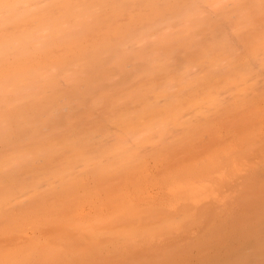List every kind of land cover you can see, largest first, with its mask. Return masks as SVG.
<instances>
[{"label":"bare ground","instance_id":"6f19581e","mask_svg":"<svg viewBox=\"0 0 264 264\" xmlns=\"http://www.w3.org/2000/svg\"><path fill=\"white\" fill-rule=\"evenodd\" d=\"M7 1L9 2L10 0H7ZM186 1L189 2L190 4L187 5V6H185V7H183L182 9H180L178 13L175 12L177 9H174L173 10L175 14L177 13V15H175L174 13H172L173 12L172 11L171 12L172 14L170 13L168 15H165L164 17L163 16H160L162 18H160L158 21H155V22H153V20H154L153 19L152 22H150V23L147 22L149 24L145 23L146 24L145 26L142 25L141 28L135 29L136 31L133 29L135 27L131 28V29H133V31H135L134 32L135 35H131L133 37L132 38V41L129 39V42H127L128 40H126L125 41V42H127L126 45L124 44V46H122V48L120 50H118L119 47H121L120 45H119V47L117 49L118 51H117L115 49L116 48L115 45H114V47L111 48V46H112L111 43H110L111 46L109 48H111L112 50L108 48L109 49V51H108V49L105 48V49H107L105 51L111 52V53H108L110 55V57L113 54L112 52L113 51L115 52V50H116L117 53L115 52V54H113V55H117L118 58H120V59H122L124 61V63H122V65L121 64L119 65L118 61H116L115 59H113V58H116V57L115 56L114 57L112 56L113 57L112 59L114 60L113 63H112V65H115V64L116 65L113 66L114 69H112V70L109 69V73L112 72V75L115 78L114 79L113 76L112 77H109V84L110 85L108 84L107 80H104L102 82L103 78L105 79V77L102 78V76H103L102 74L104 73L105 76H106V73H105L106 72V69H104V66H102V65H105V62H106V61H104L105 59L102 60L103 59L102 58L101 59L102 61L101 60L99 61L100 67L101 68L103 67L102 68V70H103L102 72L103 73L101 72L102 74H100L101 75V82L100 81L99 82L98 81H95V77H94L92 79V80H94L93 82H95L94 84H93L92 80L88 79V76L91 75V74H88V73L93 72L95 70V67L94 68H91V70H90V66L89 65H86L85 66V64H84L85 67H87V66L89 67L88 70L90 72L89 71L86 72L85 69H83L82 71H80V73L77 72L79 75L76 74V76H75L76 78H74V80H73L74 86L72 87V89H74L76 91L75 88L78 85L79 86V87H77L78 90H81L82 88L85 90V88H86L87 91L85 92L82 89L85 92L84 93V92L80 91V92H82V94L79 91H76V93L78 92V94H76L78 97L76 95H74V96H76L77 99H75V97H73V94H75V93L74 92L72 93V91L71 92H68V93H72V94L67 95L68 93H66V97H64V94H62L63 95L62 96V95H60L58 93V94H56L58 96L57 97H54V98H58V100L53 99L55 102L54 101L52 102L49 99L51 101V103H49L47 105L48 102H46V104H45L42 101V103H40V104L39 103H36V106L35 107L36 108L39 107L38 110L37 109L32 110L33 108H31V106H30V109H29V107H27L29 109L28 111L21 112V110L24 109V107H23L24 104H23V106L21 105L22 102H24V100H25V102H26L27 105L30 104V101H32L34 98L38 102H40L41 100L45 99L44 96H46V94H49L50 92H52V90H48L47 91V89L46 90H43L44 89L43 87L40 88V87H32L31 86V80L28 79L27 76L30 73H33L34 72V70H35V67H34L35 64H32V66L34 68L33 69L30 68V70H32L31 72H30V70L28 72H26L25 71V69H26L25 66L19 68L20 70L22 68H24V71H25V73L27 75L25 78H23V80L21 78L22 75L21 76H18L20 73L21 74L23 73L22 72L23 69L21 71L19 69H17L16 72L18 73V75H17V73L14 70H12V71H14L13 73H15L17 75L16 76L14 74L16 77L9 71L10 69H13V68H10L9 70H7V72H9V74L11 73L14 76V78H13V76L11 78L10 77L11 74L9 75L7 73H6V77H5L6 80H4L3 79L4 77L2 78V76L0 77L1 78L0 80L3 79L2 81H0V99H2V97L4 96L6 99L8 98L9 100H10V98L11 99H14L15 98L17 100H15L16 102L14 100H10L11 102H8L9 101L8 100L6 102L5 101L6 99L3 97L4 101H3V104H2V102L0 100V102H1L0 107L3 108V105L6 106L7 103H8V107L6 106V108H7V112H9L8 113L9 116H10V113H12V115H13L14 112L16 113L15 115L19 116L18 114H20L19 113V111H20L22 113L21 114L22 117L26 118V120H28V121L27 122H24V121H26L24 118L15 116V119L18 118L17 121H15V122H17L15 124L14 123V120L15 119L13 118L14 115L11 116V118H10L6 113L3 112L2 108H1L0 110H1L2 113H0L1 114L0 115V120L2 119L1 121L5 122V123L3 125V129H1L2 127H0V142H1V138L2 139L6 138V139H4V141L2 140L3 141V143L1 142L2 145L5 146L4 143H6V147H5L6 149L8 147L9 148L10 147H13V149H14V147L16 148L17 146L20 147V146H23V145L27 144L28 146H31L33 149H35L36 152H38L40 150V148H41L40 146L42 145V143L40 144V142L42 141V139H48L46 137H50V136L54 135L55 133L64 131L67 128L66 121L69 122L71 120V118H79L80 119V118H82L84 116V114L86 112L89 113L90 111H94V112H90V113H95L93 116H96V113H97V115L98 114H101V115L105 116L106 115V112L105 113L103 112L104 111V110H102L103 107H104L103 109H106V110L111 109L112 110L114 108V104H116V103L118 104L117 101L119 99L120 100L123 99V97L119 98L120 97L118 95L119 92L116 93L117 96H119V97L116 96L115 92L112 95V92L109 93V91L108 92L105 91L107 94L109 93V95L106 94L108 97L105 94L103 95V93L100 92L101 90H103L102 88H105L106 89L107 87H109L107 89H109L110 91H112V90L115 91L116 88L117 89L119 88L118 91L120 90V92H121V89H123V87L130 86L133 83L139 81L138 80V77L141 76V75H143L145 72H147L149 74H153V73H158L159 71H162V72L165 73L164 74V76H165L164 78L168 79L167 75L168 76H173L174 75L173 73H176L177 69H179L182 66V64L185 62L184 60L185 59L187 60V58L189 56H192L194 54H197L199 50H200V52L203 51L204 54H202V55H205V53H206V55L208 57H209V54H211L210 57L213 56L212 54H214L215 52H217L215 54H218L219 55L221 53L222 54L223 53L225 54V52H228L229 51V53L231 54V52H232L231 50H236L237 48H239V45H243V43L238 44V42H237L238 45L235 46L236 45L235 41H238L237 38L240 35H241V37H243V34H244V36L247 35V34L243 33V31H244L243 29L248 28V31L249 32L251 30L249 27H245L244 20L247 19V20H245V22L246 21L248 22L252 18L251 16L248 17V15H250L251 13L253 15V12L254 13H258V12L260 13V11H261V10L258 11V12L255 11V10H259L260 8L258 9V7L257 8L255 7L256 8L255 9L254 6H253V8L251 6H250V8H247V7H249V5L251 3H254V2L257 3V1L261 2L260 0H257V1L251 0V1H254V2H251L248 5H247V2H248L247 0H233V3L229 0L225 5H224V2H225L224 0H222L221 2H220V0H217L221 4L223 3L222 5L219 2L217 3V4H220V5H218L219 7H217L218 10L217 9L214 10V9L210 8L211 5H209L210 7H202V6H200V2H201L200 0H186ZM19 2L18 3L20 5H18L16 8H14L15 6L12 7V4H14L13 2L11 3V5H9V6L6 5L4 8L3 7H0V39H9V38L10 39H12V38L14 39V37L17 36V35L18 36L15 39H56V40L58 39V42H60V41L65 42L66 39H70V38L71 39H75V37H77V39L78 38L83 39L82 37H78V35L79 36L82 35L83 37L84 36H87L84 31H86L87 28H92V29L95 28V24L98 25L97 24V23H99L98 20H100V18L98 16V18H99L97 20L98 22L96 21V19H97V15L96 14H91L90 15L91 17L93 15H95L94 18L95 17L96 18L94 20L90 16L88 18V15H87L85 17L83 16L82 17V20H81V18L78 19L79 21L76 19L78 23H76V22L74 23L73 22L72 23L73 25L70 24L71 21H68V20H70V18L67 19L68 16L71 17L70 14L67 15V16L66 15H63V16L60 15L63 18H61V17H58L57 18V17H55V16H53L51 14L53 17L56 18V20H58L57 22L52 17H50L51 19L48 18L47 16L49 14H47V16L46 15L45 16L43 15L45 18L47 17L46 19H43V18H39V19L34 18L35 19L34 20L32 18H29V16L32 17V15H24V16H21L20 15L21 16V18H20L19 15H16V14H19L17 12V10L19 11V9L21 8V6L24 3H26V0L25 1L22 0V1H19ZM48 2H49V0H28L27 1V5L30 8L34 7V9H31L32 12H33V10L34 11L36 10V12H37L40 8H44L45 6L49 5ZM152 2L153 1H151L150 3L152 4ZM249 2H250V0H249ZM231 3H232V5H230ZM17 4H14V5H17ZM104 4H105V2H104ZM151 4H149L150 5L149 7H151ZM153 4H155V2ZM221 6L223 8L229 6L230 9H228L229 7L226 8L228 10L222 9ZM65 7H66V5H65ZM153 7H154V10L155 9H158V7L155 8V5ZM67 9H68V7H67ZM220 9H221V11H220ZM246 9H247V11H246ZM150 10H152V9H150ZM248 10H250L251 12L249 13ZM15 11L17 13L14 14ZM246 12H248V13H246ZM152 13H154V12H152ZM13 14H14V16H13ZM155 14L157 15V13H155ZM158 14L159 15H162V12H158ZM246 14H248L246 16L247 18H245V15ZM156 15L154 16L155 19H157L156 18ZM13 17H16V20H19L18 23H20V19L23 20L24 17L26 19H29V20L26 21V22H24V23L21 22L20 24H18L17 22H15L16 20H14V21L12 20ZM7 18H9V19L11 18L12 21L9 20V19H7ZM47 19H50V20H47ZM92 20L93 21H96V23L94 24L92 22ZM73 21H75V19H73ZM250 21L253 22L254 20L252 21V19H251ZM126 23L127 22L124 23L125 26L126 25L129 26V23L128 24H126ZM90 24H94V26L93 25H90ZM254 24H256V23L254 22ZM28 26H29V28H28ZM130 26H131V24H130ZM16 27L18 28V30H17L18 32H16V29H17ZM25 27H27V28L26 29H23V31H22V29H20V28H25ZM109 28H110V26L108 27V29ZM111 28H113V27H111ZM117 28H119V26ZM126 28H128V27H126ZM92 29L91 30L90 29H87V33H88L89 30H90L89 32H92ZM131 29H130V31H131ZM100 30H102V29H100ZM106 30H107V28H106ZM121 30H119V31H121ZM123 30H124V28H123ZM241 30H242V32L240 33ZM255 30H257V29H255ZM133 31L128 32V33L134 34ZM248 31L246 33H249ZM261 31H263V29ZM261 31H257L259 33L253 32V35L255 34L257 36V34H258V36H259V37H257L258 39H264V38L260 37V35H259L261 33ZM82 32H84V33H82ZM104 32L106 33V31H104ZM94 33L96 34V33H98V31H95V29H94ZM123 33L126 34V32H124V31H123ZM92 34L93 33H91V34L89 33V38H90V35H92ZM125 34H122V35H125ZM262 34H263L262 36H264V32H262ZM10 35H12L14 37H12ZM118 35H120V34H118ZM126 35H125V37L127 38ZM103 37H104V35H103ZM120 37H122V36H120ZM247 37L248 36H245L243 39H245ZM250 38L254 39L253 36L252 37L250 36ZM257 38L255 37V39H257ZM121 39L123 40V37ZM133 39H136L137 41H133ZM139 39H143V40L144 39H147V40L146 41L145 40L144 41L141 40V42H140ZM148 39H150L151 42H150V40L148 41ZM153 39H158V41L155 40V42H152ZM161 39H169L170 41L163 42V41H160ZM188 39H190V40H188ZM206 39H207V43H205L206 42L205 41ZM217 39H219V40L220 39H224V40H223V42L220 40L221 41L220 42ZM226 39H228V40L229 39L230 40L232 39L233 41L235 39H237V40H235L234 42H231L232 40L231 41L230 40L227 41ZM239 39H241V38L239 37ZM122 40H120V41H122ZM108 41H110V40H108ZM120 41L117 44H120L121 43ZM12 42L13 41H11V42L8 43V41H7L5 43V44L8 43L10 46L8 44H7L8 46L5 45V44L3 45V43L0 44V60H4L5 64L6 63H9L8 60L11 57H12L11 59L14 58V60H15L14 62L16 64H17L16 58H17V61H18V60H22V58L24 57L25 59L24 58L23 59L25 61L28 58H30V57L27 58L26 53L29 54L30 51L31 52H34V51H37V50H42L41 49L42 48L41 46H45V47L47 46V42L41 43L40 44V47L39 48H36L37 50H34L33 49L34 50L33 51L32 50L33 47H32V44L31 43H27L25 45L26 47L24 46L25 48L19 49V48H21V45L22 44L20 45V44H17L16 43L17 45L16 46L14 45V47H13V44H15V41L13 43ZM54 42H56V41L54 40ZM123 42H124V40H123ZM73 43H76V41L73 42ZM91 43H93V42H91ZM244 43H245V41H244ZM246 43L249 45L248 42H246ZM246 43L244 44V46L245 45L247 46ZM260 43H258V44H260ZM98 44H100V43H98ZM98 44H95L92 47H94V46L96 47V45H98ZM113 44H115V42ZM261 44H262V47H263L264 43H261ZM64 45H65V43H64ZM69 45L70 44H68L67 47H65L64 49H66V48H68V47L71 46V45L70 46ZM73 45H75V44H73ZM206 45H207V47L205 48ZM58 46H61V45H58ZM254 46H253L252 50L254 49V51H255V49H257L259 47V45H256L255 44ZM7 47H8V49H5ZM88 47H86V48L88 49ZM90 47H91V44H90ZM95 47H94V50H95ZM72 48H74V47H72ZM113 48L115 50H113ZM200 48L203 49V50H201ZM97 49H103V48H100V47L97 46ZM97 49H96V51H97ZM19 50H21V53H18L17 54L16 52L19 51ZM75 50L76 49H74V51ZM94 50H93V52H95ZM249 50H250V46H249ZM105 51H103V52H105ZM257 51H258V49H257ZM84 52H87L88 53L89 50L88 51H84ZM93 52H91V49H90V53H93ZM98 52L102 54V51L99 50ZM98 52H95V53H98ZM81 53H82V51H81ZM19 54H21V56H23L25 54L26 56L20 57V56H18ZM103 54H106V52L103 53ZM226 54L228 55V53H226ZM16 55H17V57H14ZM109 55L106 54V56H109ZM104 56L105 55H102L101 57H104ZM106 56H105V58H106ZM207 56H202V57H207ZM86 57H87V55H86ZM217 61H213V64H214V62H217ZM18 62H20V61H18ZM102 62H104V63H102ZM30 63H35V62L34 61L33 62L31 61ZM21 64L19 63L18 65L21 66ZM106 64L107 65H105V67L108 69V63H106ZM205 64H207V63H205ZM191 65H192V62H191ZM191 65L189 64L190 67L187 65L188 67H186V68L188 69V68L196 67V64H193L192 67H191ZM110 66H111V64H110ZM11 67H14V66H11ZM97 67H99V65ZM100 67H99V69L97 68L98 69V74H99V72L101 70ZM18 70L20 71V73L18 72ZM83 72H85L88 76L85 73L83 74ZM94 72H96V70ZM186 72H187V75L186 76H187V78H189L188 76L190 75V72L189 71H186ZM194 72H196V71H194ZM109 73H107V75ZM177 73H179V71ZM1 75H5V73L4 74H1ZM7 75H9L8 77H10L11 80L8 79ZM80 75H81V80H82V83L83 84H85L86 81H87L88 84L90 83V81L92 82V83H90V85L93 87V89L87 83H86V85H83L81 83L80 78H79V81H78L77 77L80 76ZM83 76L85 77L84 79H86V80H83L82 79ZM109 76H110V74H109ZM196 76L198 77V73L196 74ZM18 77L21 78V79H19V81H17V80L15 82L12 81L14 79H17ZM42 77L43 76H36L35 77V82H37V83L43 82L45 88H52V87H54L56 85V83L54 82V80H52L53 77H54V75H50V76L45 77V78L44 77L42 78ZM90 78H92V77H90ZM172 78H173V80L170 79V80H172L171 82H169L170 81L169 79H168L169 81L165 79L167 81L166 86H165V87H167L166 88L167 89V92H166V89H165L164 90V93H166V95H168V97H166V96L164 98L162 97V99H164L163 101H165V102L167 101L166 103L164 102V104H163L164 108L165 107L166 108L168 107V108H171L172 110L174 109L173 112L177 108L178 111H179L180 109L178 108L179 106H177V102L178 103L181 102L184 98L187 99V100L184 99L187 102L188 99H189V96H187L189 92H190V94H189L190 96L193 95V97H192L193 99H191V100L189 99L190 101H193L194 100V97H197V98H195L194 101H198L199 100L198 103H197V106H196V104H195L196 102H195V103H193V107H192V104H191V106H190V107H192L191 109L188 106V107H186L187 110H185L186 108L184 106L185 105H189V102L186 103L183 100V102L181 104H179L180 107H181L182 104L184 103L183 104L184 106L182 107V111L180 110L179 113H178L179 116H180V119H179V116L177 117V115H176L177 114V110L175 111L176 114L174 112V114H175L174 115V114H172L173 113L172 110L169 109V110H171L172 113L169 111V115H165V116L171 118L172 120L174 119L173 117L175 116L176 117L175 120H174V125L175 126L173 125V121L172 120L170 121L169 118H168V122H167L166 120H163V117L160 116L161 120H163L162 121V126L166 125L165 123H167L169 125V129H168L169 131H167V133L164 131L166 133L165 134V139L164 140L163 139H159V137L161 138V136H163V130L162 129H161L162 132L160 131L161 136L159 134V137H158L159 140L157 138H154V137H152L150 139V137L152 135L148 136L146 134L147 135L146 136L145 133L143 132V129H141L142 132H143V134L145 135V136L142 135L143 140H144L143 142L147 141L145 139V137L146 138L148 137L147 138L148 139V143L147 144H149V146L147 144H145V146L151 147V146L154 145L155 142H159L162 146H165L164 143H165V140H166V142H168L167 144H169V146L166 145L167 147H169L168 149L169 150H172V149L174 150V148H170V146L175 147V145L177 143L174 144V142L178 141V144L180 145V147L177 144L176 146H178L179 148L178 147H176V148L179 149L181 152H182V150H183V152H185V150H186L185 153H187V149L189 148V151L190 152L188 151L187 154L191 153L193 150L194 151L192 153L197 154V153H199V151H200V153H202L201 152V148H198L199 150H197V147H202L203 144H202V146H200L198 144L199 146L197 145V147L195 149H193L196 145H194L191 142L192 141L191 140L190 142L193 144L194 147H192V148L190 147L192 144L189 145V147H188V145H186V146L184 145V147H188V148L187 149L183 148L182 150H181V145L182 144H185V143L186 144L189 143V140L192 139L193 136L195 137V133H197L196 135L198 136L199 130L195 129L197 127H198V129H200V131H203V133H204V129H206L205 132L208 135V132L209 131L207 132V128L208 127L210 128V126H206L202 121L204 120V122H205V119L206 118L208 120H211L212 118L209 119V117H214V116H216L215 118L217 120H221V121L222 120H225V117L222 116L225 113L223 110L226 109V112H227V110H229L228 108H231L234 105L233 104H231L232 106L231 105L230 106L227 105V108H226V106H223V105H221V107H220V103H217L215 101H212V103H214V104H212V107H215V108L212 109L210 107L211 108L210 110L214 114H211L210 115L209 113H207L208 116H206V118L205 117H202L201 118L202 113L199 110V108L201 107V105L202 106H205L208 103V102L207 103H205V102L206 101H209L208 99H210V94L208 92H205V91L201 90V91H203V93H201L202 96L199 94L201 91H198V94L199 95L196 94V96H195V93H194L195 90H193V89H196V87H197L196 84H193V85L196 86V87L195 86L193 87L191 85L192 84L191 81L188 79V80H186V85H187L186 86L185 84L181 83V81H179L180 80L179 77H177L176 79H174V77H172ZM98 79L100 80V78H98ZM175 80H177L178 81L177 83L181 86V87H178L177 86V90H178V88L181 89L183 85L185 87H187V90L189 89V91H187L185 89V87L183 86V88H184V91L183 92L186 91L185 94L184 93H181L180 94V95L183 94L182 95L183 97H181L180 95L177 94L178 93L177 90L175 92H172V94H174V93L176 94L174 97L179 98L178 100H176V98H174L170 94L171 93L170 88L173 87V86H175L177 84V83H175L176 82ZM97 82H98L99 85L98 84L96 85ZM10 83H12V84H10ZM79 83H81V84H79ZM173 83H175V84H173ZM107 84L109 86H107ZM181 84H183V85H181ZM93 85H95V87ZM6 86H8V88H11L12 87L11 90H8V89L6 90L5 89ZM81 86H82V88H81ZM110 86H111V89L112 90L110 89ZM188 86H191V89ZM79 88H81V89H79ZM98 89H99V91H98ZM42 90L43 91H47L49 93L44 92L45 94H43V95L41 94L42 97H41V95H40V97H38L37 95L39 93H41L40 91H42ZM95 90L98 92V94L101 95L99 98H101V97L104 98L106 96L104 99H102L103 101L102 100L100 101L98 99L100 102H103V103H100V102H98L96 100L97 102L94 103V104H92L93 101L91 103L90 102L91 100H89V99H88L89 101L87 100L88 97L93 99V96H96V97H94L95 99L98 98L97 92H94ZM190 90H192L194 92H192ZM126 91H127V87H126L125 92ZM128 91H129V89H128ZM132 91H134V90H132ZM152 91H155V90L153 89ZM33 92H35V94ZM191 92L193 94H191ZM94 93H96V94H94ZM128 93H126V95ZM206 93H208L209 96L206 95L207 98L202 99V97H204L203 95H205ZM31 95H32V97H31ZM126 95L124 96V98L126 97ZM51 96H50V98H51ZM83 96L85 98H83ZM109 96H111L112 98L109 97ZM198 96L199 97L201 96L200 97L201 100L198 99L199 98ZM127 97H129L130 100L132 99V102H133V100L135 102H137V103L140 102L141 104L140 103H138V104L136 103V104H137V106L138 105H142V107L144 105L143 103H145V100L144 99L146 98L144 96L143 97H140V96H136V95H132V94H131V96H127ZM20 98H24V99H21L22 102H21ZM113 98H116L117 100L116 99H113ZM105 99H107V100H105ZM110 99H111V101L114 100L113 101L114 104L112 103L113 105L108 103V100L110 102ZM49 100H47V101H49ZM120 100H119V103L122 105V102L124 103L125 99H124V101L122 100L121 102H120ZM175 100H176V102H175ZM148 101H147V98H146V103ZM150 101L153 102L152 100H150ZM150 101H149V103H150ZM17 102H19V103H17ZM87 102L89 104H87ZM104 102H106L107 108H106V106H104L105 105ZM155 102L156 101H154V103ZM233 102H234V100L232 101V103ZM5 103H6V105H5ZM16 103H17V105H16ZM43 103H44V105H42ZM97 103L98 104H103V106L100 105V107H99L100 109H98V107L95 105ZM154 103L151 104L152 107H148V108L145 105L146 108H144V110H143V108H141V106L140 107L138 106L141 109V111H144V112H142V115L141 116H144V113L148 114L149 113L148 111L156 110L157 108H158L157 109V112L160 115L162 114L164 116V113L168 114L167 112H165L166 110H168V108L167 109H164V111H163V108H161L162 110L160 109V107H162V106H160V104L158 106V103L157 102L155 103V105H154ZM190 103H192V102H190ZM18 104H20L19 106H22L23 109L18 110V111H14L16 109H13L12 108V112L9 111V109H11V105H12V107H15V106L19 107ZM117 104H116V106H115V108L113 110H116V107H120ZM132 104H134V103H132ZM132 104H130V105H132ZM234 104H235V102H234ZM34 105L35 104H33V106ZM37 105H39V106L37 107ZM108 105H110V106L112 105L113 108H112V106L111 107H108ZM148 105H150V104H148ZM173 105H175L174 106L175 108L172 107ZM218 105H219L220 109H216V107L218 108ZM129 106L124 105V107H125V108L123 107L124 110H126ZM133 106H132V108H133ZM154 106H155V108L156 107L157 108L154 109L153 108ZM234 107H236V106H234ZM27 108L25 107L26 110H27ZM129 108H131V107H129ZM134 108H136V106H134ZM25 109L23 111H25ZM188 109L190 110V112H192L194 119L193 118H187V119H185V116L184 115L187 112H189ZM221 109H223V110H222V113H220L221 115L219 116L218 115L219 112H220L219 110H221ZM124 110H121V111L124 112ZM160 110L163 113H161ZM194 110H195V113H194ZM215 110H216V113H218V114L215 113ZM184 111H186V112H184ZM196 111L199 112V113H196ZM116 112H115V114L118 115V111H116ZM139 112H140V110L138 111V113ZM154 112L155 111H152L150 113L151 116H154V115H152ZM157 112H155L156 116H157ZM136 113H137V111H136ZM182 113H184V114H182ZM4 114H6L8 118H10V119L13 118L14 120L13 119L10 120L8 118L5 119L6 115L5 116H2ZM129 114H131V113H129ZM146 114H145V116L147 118V115ZM197 114H199V115H197ZM228 114L226 115L227 117H229ZM23 115H25L26 117L23 116ZM187 115H188V113H187ZM126 116L127 115H123L122 117H119L120 119L117 122L119 123V122L123 121L124 118H126ZM131 116H132V114H131ZM148 116H149V114H148ZM197 116H198V118H196ZM181 117L185 121V123L183 125L182 124H179L181 126L178 125L179 126L178 127V126H176V122H179L181 120ZM28 118L31 119V120H29ZM134 118L135 117L133 116V119ZM153 118L155 119L156 117L155 116L152 117V118L151 117L150 118L148 117V119H153ZM160 118H157V119H160ZM130 119H131V117H130ZM154 119L152 121L149 120L151 123L149 122L147 124V125H151V124L153 125L152 126L153 129L150 126H148V128L150 130H153V131L156 130V129H158V128H156L157 126L158 127H162L160 123H159V125H160L159 126L158 123L156 122L157 119H155L156 121ZM177 119H178V121H177ZM198 119L202 123H200L198 121ZM22 120H23V122H22ZM115 120H117V119H115ZM115 120L112 121V122L115 123V124H117V122ZM12 121H13L14 124L13 123L11 124ZM8 122L10 123L11 126L12 125L17 126V124L18 125H21L22 124L21 126L23 128L19 126V127H14V129L15 128L16 129L15 130H12L11 128H13V127L8 126L7 125ZM129 122L132 123L131 121H129ZM134 122H136L135 119H134ZM139 122L140 123L137 122L138 125H139V128H142L141 121L139 120ZM169 122H171V125L169 124ZM19 123H21V124H19ZM122 123L123 122L120 123L121 125L119 124L120 127H121V129L119 130V131H121V135H123L122 132H124V129L122 128V125H123ZM137 123H136V125H137ZM156 123H157V125L155 126ZM210 123H213V121L210 122ZM186 124H188V125L186 126ZM191 124H193L192 126H194V129L191 126ZM199 124H201V126ZM202 124H203L204 129L202 128ZM184 125H185V128H186V132L185 133H189L191 136H189L188 134L183 135L184 134L183 132L185 130L182 129V128H183ZM197 125H199V126H197ZM0 126H2V124ZM6 126L8 128H4ZM195 126H197V127H195ZM217 126H218V124H217ZM9 127H10V130H12V133H13V131H14V133L17 132L16 134L17 135L19 134V136L17 138H15L14 141L13 140L11 141L12 138H10L8 140L9 142H7L6 141L7 140V137H8L7 135H9V134H7V132L9 130ZM123 127H129V125L126 124ZM171 127L172 128H175V129H172V133L170 132V128ZM180 127H181V129H179ZM187 127H192V129H193L192 132L194 133V135L191 134L192 132H187V131H189ZM17 128L18 129L21 128V132H20V130H18L20 133L17 131ZM154 128H156V129H154ZM218 128H216V129H218ZM100 129L103 130V127L100 128ZM116 129H117V127H116ZM178 129L180 131H178ZM125 130L126 131L127 130L129 131V129H127V128H125ZM219 130H221V129H218V131ZM105 131H106V127H105V130H104V133H105ZM126 131H125V135L124 136H120L119 135L120 137L123 138V139H120V137H119V140H120L119 142L120 143L118 142V140L117 141L115 140V142L117 143V145L119 144L118 146L115 144V146L119 147L117 149V151L119 152V156L121 158L124 157L122 162H120V163L118 161H116V162H118L120 165H122V167H119V169L121 168L123 170H126L127 168H129V166H131V164L133 165L134 163H136V165H139L138 164L139 162L140 163H142V162L144 163V161H142V162L140 161L141 160L140 158H138L139 160L136 161V159L134 160V158L130 154H128L129 155V159H130V157H132L131 160L133 162L129 160V162L127 164L126 161H127L128 157H127V153L125 154V152L126 151L129 152V150L128 149H124V145L126 143L124 141L125 140L127 141V138H129L128 137L129 136V133L130 134H132V133H131V131H129L128 134H127ZM175 131L178 132V134L177 133L175 134ZM142 132H140V131H139V133L136 132V134H138L137 137H139V134H141ZM180 132H182L181 134L183 136H185V139H187V140H184L183 139L179 143V141L181 139L178 140L177 139L178 138L177 136H180ZM210 132H209V135H211V134L213 135L214 134V131L211 132V133ZM12 133L10 132V136L9 137H12L11 136ZM99 133H100V134H98L99 144H103L104 143L103 140H106L105 139L106 137H107V139H111L112 138V136H110V133L108 134V131H107L106 134L109 136V138H108V136H106V134H103V132L100 131ZM203 133H200L199 135H202ZM4 134H5V136H4ZM16 134H14V136H16ZM60 134H62V133H60ZM173 134H175V135L173 136ZM2 135H3V137H2ZM103 135H104V137L105 136L106 137L104 138ZM169 135H171V137ZM186 135H187V137H186ZM14 136H13V138H14ZM133 136L136 137L135 134ZM172 136H173V139L177 137L176 138V141L175 140L173 141ZM183 136H180V138L183 137ZM216 136L218 137L219 135H216ZM239 136H241V135H238V137ZM124 137H126V138H124ZM100 138H101V140H100ZM117 138L118 137H116V139ZM131 139L132 138H130V140ZM152 139L155 142L154 141H151ZM195 139L196 138H193V141ZM48 140H50V139H48ZM149 140H150V143H149ZM162 140H163V143L161 142ZM170 140H171V142H170ZM219 140H221V139L219 138L218 141ZM235 140H236V137H235ZM237 140H239V138ZM242 140H243V138H242ZM91 142H93L92 139H91ZM121 142L124 145L121 146L120 145ZM134 142L135 143H133L131 146H133V145H137L138 146L139 145L137 147L138 148L137 149V153H138V152H140L142 150L141 148H139L140 147V141L138 143H136L137 140H135ZM14 143H16L17 145L14 146ZM130 143H131V141L130 142L128 141V143H127L128 146H129ZM194 143H195V141H194ZM244 143H245V141H244ZM45 144H46L45 146H49V147H55V148L56 147L57 148L62 147L60 143H54L53 141H50V142L49 141H46ZM127 144L125 146H127ZM170 144H172V145H170ZM215 144L216 143H214V145ZM218 144H216L215 147H218V149L219 150L221 149V152L224 153V155L221 153L222 154L221 157H226L227 156L226 158H228V160L225 159L227 161V163H226V165L224 167H222V166H223L225 160L224 159H220V155L218 153L219 150L217 149L218 150L217 151L215 149V147H213L211 145L212 148H214L212 150L211 149V146L208 145V148L207 149L205 148L206 150L204 148L202 149V151H204V150H205V152L207 151L206 152L207 154H205L203 152L204 154H198L199 156H197V158L200 157V156H206V158L208 157V159H205L204 158V160L206 161V162H204V164H202L203 160L198 158L196 160V162H195V165H194L193 162L195 161V159L194 160L192 159L191 160L192 161V164H187L186 163L184 165L185 167L184 166H182L183 168L181 167V169H182L181 171L182 172L178 171V170H180V168L179 169H176L178 172H180V174L178 172H177V174H175L176 173V170H173L174 171V174L176 176L172 175V178L170 179V182H169V179L166 177V179L169 182L168 184H166L167 183V180H165V178H164V180L166 181V183H164V185L166 184L167 185V188L165 186L166 193H163V194L164 195L165 194L167 195V197L165 196V198H167V199H165L163 201H160V200L157 199L158 203H157V201H156V203H154L155 201L154 200L153 201L151 200L150 201L151 204H150V203H148V198H146L147 199V204H146V202H143L144 200H146V199H144L146 197V195H145V197L143 199L140 197L141 195H137V192H136V195H135V193H133L134 190L132 192V189H135L136 187H134L132 185L134 188L131 189V185L130 184H133L132 182H130V184H129L130 186L128 184H126V186H125L126 188L125 187L123 188L124 190H122V187H123L122 185H120V186L118 185L119 187L117 186L118 188L117 187L115 188L116 191L118 190L117 191V194H116V192H114L115 190H109L107 188V186H105L106 183L105 184L104 183L101 184V185H104L103 187H105V188H103L102 186H99V187H100L101 191H102V189H104L103 193H105L104 195H106V193H107V196H106V198H105V196H103L104 197L103 202L101 200H100L101 202H97V201H94L93 200L95 202V204H96V202L98 203V206L99 207L97 205H95V207H94V208L97 209L98 212L95 211V210H91V211L92 212L95 211L96 213L99 214V212L100 213L103 212V210L102 209L99 210V208H102L103 207V208H105V211H104L105 213L103 212L104 214H102V213L99 214L98 217H100V215H102V216L100 217L101 219L97 217V221L95 219L96 218L95 216L97 214H95L94 220L96 221V223H95V221H93L92 219H90V220H92L94 222L95 225L93 223L91 225V223L89 222L90 220L88 219L91 216L93 218L94 212H93V214H89V212H87L88 214H85L86 215V217H85L84 214H80V213H84L83 211L85 209L84 210L82 209L83 210L82 212L81 211L78 212L80 210V209H78L77 212L80 214L79 216L84 215V219L85 218L87 219L85 221H87V223L89 222L90 224L89 223L88 224L86 223L87 224L86 225L85 222H84V224L86 225L85 226L83 223H81L80 218H79V222L81 224L79 222H76V220L78 221L77 218H76V220H73V221H75L74 222L75 224H73V221L71 220L72 217L69 219L70 220V223L68 222L66 225L64 224L63 227H61V225L60 226L58 225V224H61V223H58V224L56 223L57 225H53V227H52L53 229H51V231H52L51 233H53L54 235L52 234L53 235L52 236L50 234V236L53 237V238L50 237V239L53 241L51 243L52 245L48 244L49 243V241H48L49 238L47 237L48 238L47 239L45 237L47 239V241L44 240L45 238H43V241L46 242L47 243L46 245H49V247L46 246L47 249L46 248L44 249L45 243L42 242V244L40 243V247L41 248H39V242H41L39 240L37 242V244H38V247H37L38 250L37 251H39V249L41 250V252H37V253H39V255H37V253H33L34 251H36L37 248L35 247L36 248L35 249V248H32V246H30L33 250L35 249L34 251L29 250L30 253H33L32 254V257L33 258L30 257V258H32V260H31L29 258V256H31V255L28 254V253H27V255H29V256L28 257L26 256V257L29 258V260L32 261L31 264L32 263H34V264H264V221H263L262 216H261L262 215L261 214V211L260 210L258 211V208L260 209V207L261 208H263V207H262V205L261 206L259 205L260 207L257 208L258 202L260 204V201L262 199L264 200V198H262L263 196L262 197H258V199H261V198L262 199L260 201H257V197L253 195L254 193L252 194V196L248 195L247 187H246L244 181H246V178H247L245 176L248 175V168H247V166H249V165L246 166L243 161L234 159V157L232 158L233 160L230 159L231 156H233L235 154V152L233 153V150L234 149L232 151L230 149L227 150L228 147H229V145H225L224 143H221L222 145L221 144L218 145ZM234 144H236V143H234ZM2 145H0L1 146L0 149L3 150V148H2L3 146ZM222 146H224V148H221ZM234 146H236V145H234ZM225 147H227V149ZM244 147H245V145H244ZM105 148H108L109 149L110 147H104V149L101 148V151L99 150V153L103 154V152H104V154H106L107 151H105ZM176 148H175V150H176ZM233 148H235V147H233ZM10 149H12V148H10ZM139 149H140V151H139ZM209 149H211V150H209ZM224 149H225V152L227 151L226 153L224 152ZM242 149H243V147H242ZM7 150H9V149H7ZM51 150H53V149H51ZM154 150L157 151L156 149H154ZM163 150L165 151V148ZM163 150H161V152ZM214 150L217 151V154L219 155L218 156L219 159H218V157L216 155L214 156V153H213ZM211 151H212L211 155L214 156L213 158L216 157L215 159L219 160V162H220V160L223 162L222 166H219V165H221L220 164L221 162L218 163L219 164L218 165L216 163V161L214 159H212V156L210 157V154L208 152H211ZM228 151H231L233 155L230 154L231 152L228 153ZM154 152H152L153 153V156H154ZM242 152H243V150H242ZM160 154H162V153H159V157H160ZM225 154H227V155H225ZM229 154H230V156H228ZM237 154H238V152H237ZM122 155H124V156H122ZM189 156H190V154H189ZM126 157H127V159H126ZM154 158H155V160H157L156 159L157 156H155ZM169 158L167 157L166 159L168 160ZM173 158L175 159V157H173ZM173 158L171 159V161L173 160ZM162 159L160 161H158V160L155 161L153 159V161L155 163L159 162L158 165L159 166L161 165L162 169H164V170H165V168L168 169V166L167 167L165 166L167 163L164 165L165 168H163V165H162L165 161H167L166 159H165V161L163 163L160 164V162L162 161ZM36 160L37 159H34V162L33 163H35ZM89 160H91V159L89 158ZM200 160H201V162H200ZM91 161L94 162L93 159ZM171 161H169V162H171ZM50 162H51V160H49V163H46L45 164L46 167L43 165L44 166V169H47V168L48 169H52L51 165L53 167L54 166H59L58 163L60 161L57 162L56 160H52V162L51 163ZM55 162H57V163H55ZM63 163H65V162H63ZM198 163H201V164L198 165ZM95 164L98 165V167L97 166L94 167ZM95 164L93 165L94 168H92L91 170L89 169L91 172H85L84 171L86 173V175L82 172L83 173V176H81V178H80V176H78V174H77L78 172H76V173L75 172H70L71 171L70 170L71 169V167H70L71 164L70 163L67 164V165H69V168H67L65 170V172H62L61 169H60L61 171L55 170V168L57 169V167H54V169H53V171L51 173L52 175L50 174V177L53 176V175L54 176L51 178V181L49 180L50 179V177H49L48 183L49 182L50 183H49V185L47 184L45 186L47 187V189H48V187L50 188V187L53 186L54 188L53 187L50 188V190L52 189L51 192L52 191H55V189H56V191L55 192H52V193L51 192H48V193H50V194H48V193H44V191H42V190H36V193H39V196H38V194H35V195L39 198L40 196H42L44 194L42 198L41 197L39 198L40 200L41 199L44 200L48 196H49L48 197V199H49L51 197V194H52V199H56V202H57V198L56 197L53 198L54 197L53 196L54 193H55V195L56 194L62 195L63 192H65L67 190V187H68V190H69L70 186L77 185V187L75 186L76 188L74 186H73L74 188L72 187L73 189H75L74 190L75 193H72V194H75V196L77 194L76 197L74 196V199H76V200H74V204H75V202L77 201V199L80 198L79 197L80 194L78 195V192H79L78 185L79 186H83V185H80V184H83L84 181H85V180L83 181V179H84L83 177H85V179H86V177L87 178H90V179H88L86 181L91 180V182L93 181L92 183H95V186H97L100 183L104 182L105 181V178L107 179V178L113 176L115 173L119 172L118 171L119 170L118 169V165L115 166L116 169H114L115 167H114L113 164H112L113 165V167H112V165H110L111 163L110 164L105 163V165H103V163L101 164V162H98V163H95ZM168 164H170V163H168ZM107 165L108 166H111V167H107ZM124 166H126V167H124ZM133 166L130 167L128 170H130L132 168L134 170V172H135V168L137 166L135 168H133ZM66 167H67L66 164L65 165L63 164V169H65ZM99 167L100 168L102 167V168L100 169ZM41 168H42V170H41ZM41 168H40V170H41L40 172H42L44 170L43 167H41ZM95 168H99V169L96 170ZM249 168H250V166H249ZM252 168L253 167H251V169ZM68 169L70 171H68ZM121 169H120V171H123ZM253 169H255V168H253ZM23 170H25V169H22V173H28V172H30V175L31 176H33L32 174L36 173V172H34V173L32 172V174H31V171H32L31 169H30L31 171L30 170L23 171ZM54 170H55V172H54ZM164 170L159 171V172L161 174H163L164 173ZM26 171H28V172H26ZM166 171H169V169L166 170ZM173 171H171V172H173ZM131 172H133V171H131ZM159 172L156 173L157 176L160 174ZM171 172H166V173H168V174L170 173L171 174ZM251 172H253V171H251ZM254 173L250 174V176L254 175V176H252L253 179H254L255 174H256V173L255 174ZM75 174L82 181L79 178H77V176ZM161 174L159 175L160 177H157V179L160 178L162 180L163 179V176L165 177V175L162 176ZM219 174L221 176H219ZM27 175L25 174V176H27ZM41 175L42 174L40 173L39 174L40 178H44V175H42V176ZM66 175H67V177H66ZM70 175L76 176V177H74V179L77 178V181H74L73 179H70L68 177ZM31 176H30V179H31ZM34 176H35V174H34ZM55 177H56V180H55ZM59 177H61V178H59ZM169 177H171V175ZM252 177H251V179H252ZM34 178L35 177H33V179ZM68 178L70 180H72L71 181L72 182L71 185H70V182H69L70 180L66 181ZM22 179H23V177H22ZM57 179L59 181H61V182H65L66 181L67 183H65V184H67V185L69 184V185L66 187V185L64 184L66 188L63 186V184H61L59 186L58 184L61 183V182H59ZM78 180H80V181L78 182ZM164 180H162V181H164ZM52 181H55V182L53 183ZM155 181H157V180H155ZM56 182H57V185H55ZM80 182H82V183H80ZM89 182H88V184H89ZM158 182H160V180ZM52 183L55 186L52 185ZM85 183H87V182H85ZM85 183H84V186H85ZM234 183H239V186L237 187V189L234 188L235 186L233 187V184ZM138 184H141V186L144 185V183L143 184L142 183H138ZM253 184H254V182H253ZM158 185H159V183H158ZM260 185H262V184H260ZM56 186H59V188L56 187ZM84 186L83 187H80V190H81V188H84ZM90 186L89 187L87 186V187L89 188V190H92L91 189L92 187H90ZM63 187L66 190L64 189L63 192L61 190L62 194H61V192H59L60 193L59 194L58 191L60 190V188H63ZM87 187H85L83 189L84 191H82L84 193V195H86L85 194L86 193V190L85 189ZM99 187L97 186L95 188H98L97 190L100 191ZM143 187L141 189H144L145 188V187L144 188ZM156 187H159V186L156 185ZM139 188H140V186H139ZM139 188H136L135 190H138ZM161 188H163V187H161ZM76 189L78 191H76ZM165 189L164 188L163 189H160L159 192H161V190L162 191L164 190V192H165ZM50 190H48V191H50ZM97 190L95 191V193H94V191L91 192V193H93V194H96L97 193L96 195H99L98 193H100L101 191L98 192ZM69 191L71 193V191H73V190L70 189ZM69 191H68V194L69 195L68 196H65V197H67V199H69L71 197L72 198V201H73V196H70ZM106 191H108V192H106ZM254 191H257V190H254ZM45 192H47V190ZM87 192H89V191H87ZM112 192H114V194H112ZM147 193H148V191H147ZM259 193H261V191H259ZM259 193L257 194L258 196H259ZM90 194H89V196H90ZM157 194H159V193H157ZM148 195L149 196L150 195L152 196V194H148ZM164 195H162L161 197H163ZM36 196L35 197H32V199H29V201H27L28 202L27 205H29V208L23 207L22 209L19 210V212L20 213H27V212H31L32 210L35 212L34 209L35 208L37 209L39 205H42L41 202H43V201H40L37 198L38 199V202L40 203V204L39 203L37 204ZM142 196H143V192H142ZM149 196H147V197H149ZM60 197H62V196H60ZM77 197H79V198H77ZM71 198L69 200H71ZM85 198H87V197L85 196ZM155 198H158V197H155ZM159 198H160V196H159ZM58 199H59V196H58ZM151 199H153V198H151ZM160 199H162V198H160ZM163 199H164V197H163ZM62 200H65L67 202L66 198L65 199H62ZM62 200H61V202H62ZM85 200L86 199L82 198L81 202H83V204L85 206L86 205H89V203H87L89 201H87V200L85 201ZM97 200H98V198H97ZM48 201L50 202V200H48ZM84 202L87 203V204H85ZM76 203L79 204L80 202H76ZM261 204H262V202H261ZM43 205H44V203H43ZM68 205H64V207H66ZM81 205H82V203H81ZM84 205H82L83 208L85 207ZM72 206H73V204H72ZM58 207H60V206L58 205ZM74 207H76V206H74ZM40 208H41V206H39V210H37V211H43L44 208L46 209V206L44 205L42 209H40ZM66 208H68V207H66ZM69 208L68 209H65L64 208V210L68 211ZM91 208L89 207V209H91ZM50 209L51 208H49V210ZM72 209H74V208H72ZM249 209H251V212H249ZM60 210L63 211L62 209H60ZM50 211L51 212H54V210L52 211V209ZM57 211H58V214H59V212H60L59 209ZM66 211L64 212V214H66ZM73 211L76 212V209L73 210ZM91 211H90V213H91ZM7 213H9V212H7ZM43 213H45V212L43 211ZM46 213H48V212H46ZM68 213H69V215L70 214H74L72 211H71V213L68 211ZM78 213H76V215ZM248 215H249V217H248ZM77 217H78V215H77ZM71 222H72V224H71ZM84 226H85V228H84ZM90 226L91 227H94L95 226V228H90ZM198 228H199V230L202 229L201 230L202 232L200 231L199 234L197 235L198 231L195 230V229H198ZM248 228H250V231L248 230ZM195 232H197V233H195ZM176 240H178V241H176ZM41 245L44 246V247L42 248ZM145 247H150L151 248V252H152L151 254L152 255L150 254L147 257L144 256L145 258L144 257H141L139 255L140 256L139 259L138 258H137V260H133L132 259L131 261H129L131 263L125 262V259H124L125 258V255L128 254L129 255V258H130V255H132V253L135 251V254H136V257H137L138 256V253L142 252ZM42 249H44L45 251H43ZM19 252H20V250H19ZM25 252H26V250H25ZM15 254H16L15 258L19 257L18 254H17V252ZM19 255L20 256H23L24 254L23 255L19 254ZM117 255L118 256L121 255L122 257L124 256V258H123L124 262H122V263L119 262L118 263L116 261L117 260L116 258H119V257H115ZM15 258L12 256L11 257V260L10 259L9 260L12 261V259H13L14 260V264H23V263L25 264V262L28 261V260L25 261L24 258H22L23 259V262H22L21 258H17V259H15ZM7 261H8V259H7ZM10 261L9 262H6V264H10ZM29 263H30V261H29ZM29 263L26 262V264H29ZM11 264H13V262Z\"/></svg>","mask_w":264,"mask_h":264},{"label":"rangeland","instance_id":"374dc122","mask_svg":"<svg viewBox=\"0 0 264 264\" xmlns=\"http://www.w3.org/2000/svg\"><path fill=\"white\" fill-rule=\"evenodd\" d=\"M7 0H0V7H5L6 5H11V3L13 2L14 4H17L19 1H22V0H10L9 2L7 1ZM12 1V2H11ZM23 1H25V0H23ZM27 1L28 0H26V3H24L22 6H21V8L19 9V11L17 10V12L19 13V14H16V15H21V16H24V15H32V17L31 16H29V18H32V19H34V18H37V19H39V18H43V19H46L47 17L48 18H50V17H52V18H54L55 19V21L57 22L58 20H56V18L55 17H61V16H63V15H71V17L70 16H68V18L67 19H69L70 18V20H68V21H71V25H73L72 23L74 22H76V23H78L77 22V20L79 19V18H81V20H82V17L84 16H87L88 15V18H89V16L91 15V14H96L97 15V19H96V21L100 18V20H98L99 21V23H97L98 25H96L95 23H96V21H93L95 18H94V16L95 15H93L91 18L93 19L92 20V22L95 24V28H87V29H92V32H89L88 31V33H87V29H86V31H84L85 33H86V35L87 36H79L78 35V37H82L83 39H80V38H78L77 39V37H75V39H66L65 40V42H62V41H60V42H58V39L56 40V39H15V38H17V36H12V35H10V36H12V37H14V39L12 38V39H0V44H2L3 43V45L8 41V43L9 42H11V41H15V44H13V47H14V45L16 46L17 44H22L21 45V48H19V49H22V48H25L26 46V44L27 43H31L32 44V50L34 49V50H37L36 48H39L40 47V44L41 43H44V42H47V46L45 47V46H41L42 48V50H37V51H34V52H31L30 51V53L28 54V53H26V55H27V58L28 57H30V58H26L27 60H25L24 61V57L23 56H26L25 54L23 55V56H21V54H19L18 56H20V57H23L22 58V60H18V61H20V62H18L17 61V58H16V62H17V64L14 62L15 60H14V58L13 59H11V58H9V63H6L5 64V62H4V60H0V77L2 76V78L4 79V80H6V73L7 74H9V72H7V70H9L10 68H13V69H10L9 71L14 75L15 73H13L14 71L16 72L17 71V69H19V68H21V67H23V66H25V68L27 69H25V71L26 72H28L29 70H30V68H34L35 67V70H34V72L33 73H30L32 70H30V74L27 76L26 75V73H25V71H24V68H22L21 70H22V74L20 73V71L18 70V72L20 73L19 75H18V73H17V75L18 76H21V78H22V80H23V78H25L26 76H27V78L28 79H30L31 80V86L32 87H43L44 89L43 90H46L47 89V91L48 90H52V92H47V91H40L41 93H39L37 96L38 97H40V95L42 94H45L44 92H47V93H49V94H46V96H44V98L45 99H43V100H41L40 102H38L35 98L32 100V101H30V104H26V102H25V100H24V102H22V100L21 99H24V98H20V100H21V102H22V106H23V104H24V109H25V107L27 108V107H29V109H30V106H31V108H33L32 110H35V109H37L38 110V106L39 105H37V107L38 108H36L35 106H36V103H42V101L46 104V102H48L47 103V105L49 104V103H51V101L53 102L54 100L53 99H55V100H58V98H54V97H57L58 95H56V94H60V95H62V94H64V97H66V93H68V92H71L72 91V93L74 92L75 94H73V97H75V99H77L76 98V94H78V92L76 93V91H82V92H86L87 91V89L85 88V90L82 88V86H81V88L84 90H82L81 88H79V89H81V90H78L77 89V87H79L78 85L76 86V91L74 90V89H72V87L74 86V83H73V80H74V78H76L75 76H76V74H78L77 72H79L80 73V71H82L83 69H85L86 70V72H88L89 70H88V66L87 67H85L86 65H89L90 66V70H91V68H94L95 67V70H96V72H90V73H88V74H91L90 76H88L85 72H83V74L85 73L87 76H88V79H90V80H92L94 77H95V81H100L101 82V75L100 74H102L103 72V70H102V68L100 67V64H99V61L102 59V60H104V61H106L105 62V65H107L106 63H108V69L105 67V65H102V66H104V69H106V76H105V74L103 73L102 75V78L103 77H105V79L103 78V80H102V82L104 81V80H107V82H108V84H109V77H112L113 75H112V72H110L109 73V69H114L113 68V66H115V65H112V63H113V59H115L116 61H118V63H119V65L121 64L122 65V63H124V61L122 60V59H120V58H118V56L117 55H113V54H115V52H116V50L118 49V47H119V45L121 46V47H119V49L118 50H120L121 48H122V46H124V44L126 45V43L127 42H129V39L132 41V36L131 35H135V29H139V28H141V26L142 25H146L145 23H147V22H152V20H153V22H155V21H158L160 18H162V17H160V16H165V15H168V14H170L174 9H177L175 12H179V10L180 9H182L183 7H185V6H187V5H189L190 3L189 2H187L186 0H49V2H48V4L49 5H47V6H45L44 8H40L37 12H36V10L34 11L33 10V12H32V10L31 9H34V7H32V8H30L28 5H27ZM151 1H153L152 2V4L150 3ZM201 2H200V6H202V7H210L209 5H211V7L210 8H212V9H214V10H218V8L217 7H219L218 5H220L221 3V1L222 0H220V2L219 1H217V0H200ZM225 1V2H224ZM223 2H224V5L229 1V0H224ZM232 3H233V0H230ZM248 2H247V5L248 4H250L251 2H254V1H251L250 0V2H249V0H247ZM255 1H257V0H255ZM261 2H259V1H257V3L256 2H254V3H251L250 5H249V7H247V8H250V6L253 8V6H254V8L256 7H258V9L259 10H255V11H260V13L258 12V13H254L253 11V15H252V13L250 14V15H248V14H246L245 15V18H247L246 16L248 15V17L249 16H251L252 18V21L253 22H251L249 19V21L246 23L245 22V20H247V19H245L244 20V24H245V27H249L250 29V32L248 31V28H245V29H243L244 31H243V33H245V34H247V35H245V36H248L247 38H245V39H243L245 36H244V34H243V37H241V35L239 36L241 39H239V37L237 38L238 39V41H235V40H237V39H235L234 41H235V43H236V45L235 46H237L238 44H240V43H243V45H239V48H237L236 50H231L230 52H231V54L229 53V51L228 52H225V54L223 53H221V54H215V53H217V52H215L214 54H212L213 56H211L210 57V55L211 54H209V57L206 55V53H205V55H202V54H204L203 53V51H201L200 52V50L198 51V53L197 54H194V55H192V56H189L188 58H187V60L185 59L184 61V63L182 64V66L179 68V69H177V71H176V73L179 71V73H173L174 75L173 76H168L167 75V77H168V79L170 80V79H172L173 80V78L172 77H174V79H176L177 77H179V81H181V83H183V84H185L186 85V80H190L191 81V85L194 87L195 85H193V84H196L197 85V87H196V89H193V90H195V92L194 91H192V90H190V91H192V92H194L195 93V96H196V94L197 95H201L202 96V94L201 93H203V91H205V92H208L209 94H210V99H208L209 101H206L205 103H207L205 106H202L201 105V107L199 108V110L201 111V113H202V116H201V118L202 117H205L206 118V116H208L207 115V113H209L210 115L211 114H214V113H212L211 112V108L213 109V108H215V107H212V104H214V103H212V101H215V102H217V103H220V107H221V105H223V106H226V108H227V105H231V104H233L234 106H236V107H234V106H232L231 108H228L229 110H227V112H226V109H224L223 107V109H221V110H219L218 112H219V114L218 113H216V110H215V113L216 114H218L219 116L221 115L220 113H222V110L226 113H224V115H222V116H224L225 117V120H217L215 117L216 116H214V117H209V119L210 118H212L211 120L213 121V123H210V122H212L211 120H208L207 118L205 119V122H204V120L202 121L206 126H210V128L208 129L207 128V132L209 131H211V132H213L214 131V134L211 136V135H209V132H208V135H207V133L205 132V130L206 129H204V127H203V124H202V128L204 129V133H203V131H200V129H198V127L197 126H201V124H199V125H197V126H195V127H197V128H195V129H197V130H199V133H198V136L196 135L197 133H195V137L193 136L192 137V139H188L189 140V143H185V144H182L181 145V150L183 149V148H185V149H187L188 147H189V145H191L192 143L194 144V145H196L195 147L193 146V144L190 146L191 148L192 147H194L193 149H195L196 147H197V145L199 144L200 146H202V144H203V146L202 147H197V150H199L198 148H201V152L202 153H200V151H199V153H197V154H195V153H189L190 154V156H189V154H187L188 153V151H189V148L187 149V153H185L186 152V150H185V152H183V150H182V152L179 150V149H177L176 147H180V145L178 144V141H176V138L178 139V140H180L179 141V143L184 139V140H187V139H185V136H183V135H185V134H188L189 136H191L189 133H185L186 132V128H185V125L183 126V128L182 129H184L183 131V135L181 134L182 132H180V136H183V137H181L180 138V136H177L176 138H174L173 139V136L177 133L178 134V132H176L175 131V134H173V136H172V139H173V141L175 140L176 142H174V144L175 143H177L178 144V146H176L175 145V147H172V146H170V148H174V150L172 149V150H169L168 148L169 147H167L166 145H168L169 146V144H167L168 142H166V140H165V143H164V145L165 146H162L159 142H155L153 139L151 140V141H154L155 143H154V147L153 146H151V147H147V146H145V144H147L148 143V137L146 138L145 137V139L147 140V141H145V142H143L144 140H143V137H142V135L143 136H145L146 134L148 135V136H150V135H152L151 137H150V139L152 138V137H154V138H157L158 139V137H159V134H160V131H161V129L163 130V136H161V134H160V136H161V138L159 137V139H165V134L167 133V131H169L168 129H169V125L167 124V123H165L166 125H164V126H162V121L163 120H166L167 122H168V118L169 117H167V116H165V115H169V111L171 112V108H168V110H166L165 112H167L168 114H166V113H164V116L161 114H159L158 112H157V109L155 108V106L153 107L154 109H156V110H151V111H148L149 113V116H148V114H146V113H144V116H141L142 115V112H144V111H141V109L139 108L140 106H141V108H143V110H144V108H148V107H152V103H154V101H156L157 103H158V106H159V104H160V106H162V107H160V109L161 108H163V111H164V109H167L166 107L164 108V106H163V104H164V102L165 101H163L164 99H162V97L164 98L165 96L166 97H168V95H166V93H164V90L167 88V87H165L166 86V83H167V81L166 80H168V79H166V78H164L165 76H164V72H162V71H159L158 73H153V74H149V73H147V72H145L143 75H141V76H139L138 77V80L139 81H137V82H135V83H133L132 85H130V86H126L127 87V91L125 92V90H126V87H123V89H121V92H120V90L118 91V89L116 90L115 89V91H113L112 89H111V86H110V89L112 90V91H110L109 89H107V88H109V87H107L106 89L105 88H102L103 90H101L100 92L101 93H103V95L105 94H107L106 92H108L109 91V93L110 92H112V95L114 94V92H115V94L116 93H118V95L120 96H117V94H116V96L117 97H119V98H121V97H123V101H124V99H125V101H124V103L122 102V105L119 103V100L117 101L118 102V106H120V107H116V110H113L114 108H115V106H116V104H114V100L113 101H111V99H110V102H109V100H108V103L109 104H114V108H113V104L111 105L112 106V110L111 109H109V110H106V109H103L102 108V110H104L103 112L105 113L106 112V115L105 116H103V115H101V114H98L97 115V113H96V116H93L95 113H90V112H94V111H90L89 113H85L84 114V116L82 117V118H71V120L68 122V121H66V123H67V128L64 130V131H62V132H58V133H55L54 135H52V136H50V137H46V138H48V139H50V140H48V139H42V141L40 142V144L42 143V145L40 146L41 148H40V150L38 151V152H36V150L35 149H33L31 146H28L27 144H25V145H23V146H20V147H14V149H13V147H10V148H12V149H10L9 147L7 148V149H9V150H7L5 147H6V143H4V145L5 146H3L2 145V143H3V141H4V139H6V138H4V139H2L1 138V144L0 145H2L3 147V150L2 149H0V264H6V262H9L10 260H11V257L13 256L14 258H15V256H16V252H17V254H18V256L19 257H17V258H21V260H22V262H23V259L22 258H24V260L26 261V260H28V261H26L27 263H29V261H30V263L29 264H31V260H32V254L33 253H37V252H41V250L39 249V251H37L38 250V244H37V242L40 240L41 242H39V248H41L40 247V243L42 244V242L43 243H45V247L44 246H42V248L44 247V249L46 248V246H48L49 247V245H46L47 243L46 242H44L43 241V238H47L48 239V241H49V243L48 244H50V245H52L51 243L53 242L51 239H50V234L52 235L53 233H51L52 231H51V229H53L52 227H53V225H57L58 223H61V224H58L59 226L61 225V227H63L64 226V224L66 225L68 222L70 223V218H71V220L73 221V220H76V218L78 219V221L76 220V222H79V218H80V221H81V223H83L84 224V222H85V224L87 223V221H85V220H87L86 218L84 219V215L85 214H88L87 212H89V214H93V212H94V215H93V218H92V216L90 217V218H88L89 220L90 219H92L93 221H95L94 220V216H95V214H97L95 217V219H96V221H97V217L99 216V214H104L105 212V208H99V210H103V212H99V214L98 213H96L95 211H97V209L96 208H94L95 207V205H97L98 206V203L97 202H103V200H104V197L103 196H105V198H106V196H107V193H106V195H104L105 193H103V191H104V189H102V191H101V189H100V187L99 186H104V185H101V184H105L106 183V185L105 186H107V188L109 189V190H115L114 192H116V194H117V191H116V187L119 185H122L121 187H122V190H124L123 188L126 186V184H130V182H132L133 184H130L131 185V189L132 188H134V187H136V188H139V186H140V188L138 189L140 192L142 191L143 192V196H142V192L140 193L138 190H135V189H132V192H133V190H134V192L133 193H135V195H136V192H137V195H141L140 197L143 199L144 197H145V195H146V197L144 198V199H146V198H148V203H150V201L152 200H154L155 202L154 203H156V201H157V199L158 200H160V201H163V200H165V199H167V198H165V196L167 197V195L165 194H163V193H166V189H165V186H166V188H167V185L166 184H168L169 182H170V179L172 178V175H174V176H176L175 174H177V172L178 171H180V172H182L181 170V167L182 166H184L186 163L187 164H192V159L194 160L195 159V161L193 162V164L195 165V162H196V160L199 158V159H202L203 160V162H202V164H204V162H206L205 160H204V158L205 159H208V157L206 158V156H200V157H198L197 158V156H199L198 154H207L206 152H205V150L208 148V145L209 146H213V147H215L216 146V144H221V143H224L225 145H229V147H228V149H227V147H225L227 150H233V153L235 152V154L233 155L232 154V152L231 151H228V153L229 152H231L230 154H232L233 156H231V158L230 159H232L233 157H234V159H237V160H240V161H243L244 163H245V165L247 166V165H249L250 166V168H249V166H247V168H248V175L247 176H245V177H247L246 178V181H244V183H245V185H246V187H247V191H248V195H250V196H252V194L254 195V196H256L257 197V201H260L262 198H264V45H263V47H262V44L261 43H264V39H258L257 37H259L258 36V34L257 33H259V32H257V31H261L262 29H263V31H261V33L259 34L260 35V37H262V38H264V36H262L263 34H262V32H264V0H260ZM263 1V2H262ZM11 2V3H10ZM104 2H105V4H104ZM155 2V4H153ZM220 3V4H217V3ZM7 3V4H6ZM20 3V2H19ZM17 4V5H14V4H12V7H14V8H16L18 5H20V4ZM103 3V4H102ZM187 3V4H186ZM232 3L230 4V5H232ZM149 4H151V7H149L150 5ZM223 4V3H222ZM221 4V5H222ZM260 4V5H259ZM65 5H66V7H65ZM155 5V8H157L158 7V9H155L154 10V7L153 6ZM229 5V6H230ZM234 5V4H233ZM246 5V6H247ZM181 6V7H180ZM228 6V7H229ZM262 6V7H261ZM67 7H68V9H67ZM222 7V6H221ZM228 7H222V9H226V8H228ZM150 9H152V10H150ZM228 9H230V7L228 8ZM228 9H226V10H228ZM252 10V9H251ZM220 11H221V9H220ZM246 11H247V9H246ZM249 11V13L251 12L250 10H248ZM16 11L14 12V14L15 13H17ZM36 12V13H35ZM152 12H154V13H152ZM158 12H162V15H159L158 14ZM165 12V13H164ZM33 13V14H32ZM155 13H157V15L155 14ZM172 13H174V11L172 12ZM171 13V14H172ZM177 13L175 14V15H177ZM246 13H248V12H246ZM14 14H13V16H14ZM47 14H49L48 16H47ZM53 16H55V17H53ZM99 14V15H98ZM156 15V18L157 19H155L154 18V16ZM161 14V13H160ZM164 14V15H163ZM222 14V13H221ZM46 15L47 17L45 18L44 16ZM61 15V16H60ZM154 15V16H153ZM21 16H20V18H21ZM98 16H99V18H98ZM152 16V17H151ZM12 17V16H11ZM65 17V16H64ZM76 17V18H75ZM151 17V18H150ZM159 17V18H158ZM19 18V19H20ZM61 18H63V17H61ZM87 18V17H86ZM87 18V19H88ZM149 18V19H148ZM7 19H9V18H7ZM18 19V18H17ZM36 19V20H37ZM51 19V18H50ZM50 19H47V20H50ZM60 19V18H59ZM73 19H75V21H73ZM77 19V20H76ZM9 20H11V18L9 19ZM8 20V21H9ZM12 20L14 21V20H16V17H13L12 18ZM11 20V21H12ZM22 19H20V23L22 22V23H24V22H26V21H28L29 19H26L25 17L23 18V20L21 21ZM35 20V19H34ZM80 20V21H81ZM86 20V19H85ZM67 21V22H68ZM79 21V20H78ZM91 21V20H90ZM97 21V22H98ZM15 22H19V20H16ZM125 22H127L126 24H128L129 23V26H125ZM131 22V23H130ZM254 22L256 23V24H254ZM20 23H18V24H20ZM134 23V24H133ZM149 23H147V24H149ZM94 24H90V25H93L94 26ZM130 24H131V26H130ZM17 25V24H16ZM23 25V24H22ZM75 25V24H74ZM100 25V26H99ZM133 25V26H132ZM19 26V25H18ZM24 26V25H23ZM22 26V27H23ZM98 28H97V27ZM110 26V28L108 29V27ZM119 26V28H117ZM91 27V26H90ZM111 27H113V28H111ZM124 28V30H123V28ZM126 27H128V28H126ZM130 27V28H129ZM133 27H135V28H133ZM17 28V27H16ZM15 28V29H16ZM27 27H25V28H20V29H22V31H23V29H26ZM28 28H29V26H28ZM106 28H107V30H106ZM131 28H133L135 31H133V29H131ZM19 29V30H20ZM94 29H95V31H98V33H94ZM97 29V30H96ZM100 29H102V30H100ZM122 29V30H121ZM129 29V30H128ZM130 29H131V31H133V33L134 34H131V33H128V32H131L130 31ZM255 29H257V30H255ZM18 30V28L16 29V32H18L17 31ZM106 31V33L104 32V31ZM109 30V31H108ZM119 30H121V31H119ZM249 32V33H246L247 31ZM21 31V30H20ZM21 31V32H22ZM27 31V30H26ZM101 31V32H100ZM123 31L124 32H126V34L125 33H123ZM246 31V32H245ZM20 32V33H21ZM84 32H82V33H84ZM108 32V33H107ZM122 34H125L126 36H127V38L125 37V35H122ZM242 32V30L240 31V33ZM253 32H257L256 34H257V36L255 35H253ZM19 33V34H20ZM81 33V34H82ZM89 33L91 34V33H93L92 35H90V38H89ZM104 33V34H103ZM118 34H120V35H118ZM84 35V34H83ZM101 35V36H100ZM103 35H104V37H103ZM120 36H122L123 37V40H124V42H123V40L121 39L122 37H120ZM129 36V37H128ZM250 36L252 37L253 36V38L254 39H252V38H250ZM92 37V38H91ZM102 37V38H101ZM125 37V38H124ZM255 37L257 38V39H255ZM73 38V37H72ZM87 38V39H86ZM100 38V39H99ZM107 38V39H106ZM250 38V39H249ZM243 39V40H242ZM54 40L56 41V42H54ZM60 40V39H59ZM62 40V39H61ZM108 40H110V41H108ZM120 40H122V41H120ZM126 40H128L127 42H125ZM140 40V42H141V40L142 41H146L147 39H139ZM150 39H148V41H149ZM155 40H157L158 41V39H153V41L152 42H155ZM188 40H190V39H188ZM204 40V39H203ZM211 40V39H210ZM217 40H219V39H217ZM222 42H223V40L224 39H220ZM219 40V41H220ZM227 41H229L228 39H226ZM232 40V39H231ZM230 40V41H231ZM76 41V43H73V42H75ZM119 41L121 42L120 44H117V43H119ZM133 41H137L136 39H133ZM160 41H163V42H167V41H170L169 39H161ZM159 41V42H160ZM206 42L205 43H207V39L205 40ZM220 41V42H221ZM233 40L231 41V42H234ZM244 41H245V43L246 42H248L249 43V45L247 44V46L245 45L244 46ZM12 42V43H13ZM68 42V43H67ZM72 42V43H71ZM91 42H93V43H91ZM115 42V44H113ZM150 42H151V40H150ZM209 42V41H208ZM237 42H238V44H237ZM261 42V43H260ZM7 43V44H8ZM17 43V44H16ZM64 43H65V45H64ZM67 43V44H66ZM82 43V44H81ZM98 43H100V44H98ZM110 43H111V45H110ZM258 43H260V44H258ZM7 44H5V45H7ZM68 44H70L69 46L70 47H68V48H66V49H64L65 47H67V45ZM73 44H75V45H73ZM90 44H91V47H90ZM95 44H98V45H96V47H95V50H94V47H92L93 45H95ZM122 44V45H121ZM259 45V47L257 48L258 49V51H257V49H255V51H254V49L252 50V48H253V46L254 45ZM9 45V44H8ZM7 45V46H8ZM19 45V46H20ZM58 45H61V46H58ZM81 45V46H80ZM83 45V46H82ZM100 45V46H99ZM114 45L116 46V50L113 48V50H115V52L113 51L112 53V56L114 57H116V58H113L112 56L110 57V55L108 54V53H111V52H108L109 51V49H111L112 47H114ZM10 46V45H9ZM25 46V47H24ZM90 48H89V47ZM97 46L98 47H100V48H103V49H97ZM111 46V48H109ZM249 46H250V50H249ZM261 46V47H260ZM5 47V46H4ZM72 47H74V48H72ZM86 47H88V49L86 48ZM204 47V46H203ZM202 47V48H203ZM207 47V45L205 46V48ZM255 47V46H254ZM105 48H109L108 49V51H105V50H107V49H105ZM204 48V49H205ZM236 48V47H235ZM5 49H8V47L7 48H5ZM63 49V50H62ZM74 49H76L75 51H74ZM83 49V50H82ZM90 49H91V52H93V50L95 51V52H98L99 50L100 51H102V54L101 53H95V52H93V53H90ZM96 49H97V51H96ZM201 49V48H200ZM61 50V51H60ZM65 50V51H64ZM89 50V52L87 53V52H84V51H88ZM112 50V49H111ZM117 50V51H118ZM201 50H203V49H201ZM206 50V49H205ZM204 50V51H205ZM252 50V51H251ZM64 51V52H63ZM77 51V52H76ZM81 51H82V53H81ZM103 51H105L106 52V54L107 55H109V56H106V54H103V53H105V52H103ZM79 52V53H78ZM17 54L18 53H21V50H19V51H17L16 52ZM117 53V52H116ZM226 53H228V55L226 54ZM67 54V55H66ZM83 54V55H82ZM65 57H64V56ZM80 55V56H79ZM86 55H87V57H86ZM102 55H105L106 56V58H105V56L104 57H101ZM55 56V57H54ZM202 56H207V57H202ZM14 57H17V55L16 56H14ZM55 58V59H54ZM113 58V59H112ZM53 59V60H52ZM107 59V60H106ZM101 60V61H102ZM125 60V59H124ZM189 60V61H188ZM218 60V61H217ZM23 61V62H22ZM35 62V63H30V62ZM86 61V62H85ZM126 61V60H125ZM213 61H217V62H214V64H213ZM14 62V63H13ZM190 62V63H189ZM191 62H192V65H191ZM21 64V66H19L18 64ZM27 65H26V64ZM87 63V64H86ZM102 63H104V62H102ZM101 63V64H102ZM203 63V64H202ZM205 63H207V64H205ZM8 64V65H7ZM32 64H35V66L33 67L32 66ZM84 64H85V66H84ZM110 64H111V66H110ZM189 64L191 65V67L193 66V64H196V67H192V68H186V67H188L189 66ZM7 65V66H6ZM99 65V67H100V72H99V74H98V69H99V67H97ZM188 65V66H187ZM207 65V66H206ZM11 66H14V67H11ZM18 66V67H17ZM32 66V67H31ZM195 66V65H194ZM85 67V68H84ZM98 69H97V68ZM190 67V66H189ZM16 69V70H15ZM5 72H4V71ZM12 70H14V71H12ZM93 70V69H92ZM196 71V72H194V71ZM3 71V72H2ZM186 71H189L190 72V75L188 76L189 78H187V72ZM102 72V73H101ZM186 72V73H185ZM5 73V75H1V74H4ZM10 73V74H11ZM107 73H109L110 74V76H109V74L107 75ZM198 73V77L196 76V74ZM220 73V74H219ZM9 74V75H10ZM10 75V77L12 78V76L13 75ZM98 74V75H97ZM9 75H7V77L9 76ZM16 75V74H15ZM14 75V76H15ZM16 75V76H17ZM25 75V76H24ZM50 75H54V77H53V79L52 80H54V82L56 83V85L54 86V87H52V88H45L44 87V83L43 82H39V83H37V82H35V77L36 76H43L44 78L45 77H48V76H50ZM79 75V74H78ZM85 75V76H86ZM96 75V76H95ZM14 76H13V78H14ZM15 76V77H16ZM98 76V77H97ZM100 76V77H99ZM10 77H8V79L9 80H11L10 79ZM42 77V78H43ZM90 77H92V78H90ZM21 78H17V79H14V80H12V81H19V79H21ZM51 78V77H50ZM79 78H80V80H81V75L80 76H78L77 77V79H78V81H79ZM85 77L83 76V80H86V79H84ZM98 78H100V80L98 79ZM113 78H114V76H113ZM117 78V77H116ZM1 79V78H0ZM2 79V80H3ZM7 79V80H8ZM76 79V80H77ZM87 79V80H88ZM115 79V78H114ZM166 79V80H165ZM2 80H0V81H2ZM50 80V79H49ZM51 80V81H52ZM168 80V81H169ZM172 80H170L169 82H171ZM178 80V79H177ZM177 80H175L176 82L175 83H177L178 81ZM94 80H92V82H93ZM163 81V82H162ZM189 81V82H190ZM11 82V81H10ZM76 82V81H75ZM91 81H90V83H92ZM98 82L96 83V85L98 84ZM188 82V83H189ZM194 82V83H193ZM49 83V82H48ZM81 83H82V80H81ZM81 83H79V84H81ZM86 83H87V81L85 82V84H83V85H86ZM90 83L88 84V85H90ZM95 82H93V84H94ZM175 83H173V84H175ZM10 84H12V83H10ZM107 84V86H109ZM169 84V83H168ZM167 84V85H168ZM178 84V83H177ZM175 85V86H173V87H171L170 88V91H171V95L174 97L176 94L174 93V94H172V92H175L176 90H177V86L178 87H181L179 84L178 85ZM183 84H181V85H183ZM190 84V83H189ZM188 84V85H189ZM99 85V84H98ZM106 85V84H105ZM104 85V86H105ZM91 86V85H90ZM94 87H95V85H93ZM184 86V85H183ZM183 86H182V88L180 89V88H178V90H177V94L178 95H180L181 93H186V91L185 92H183L184 91V88H183ZM187 86V85H186ZM92 87V86H91ZM98 87V86H97ZM106 87V86H105ZM185 87V86H184ZM190 89H191V86H188ZM12 88V87H11ZM11 88H8V86H6L5 87V89L7 90H11ZM113 88V87H112ZM92 89H93V87H92ZM91 89V90H92ZM105 89V90H104ZM128 89H129V91H128ZM155 90V91H152V90ZM185 89L187 90V87H185ZM74 90V91H73ZM132 90H134V91H132ZM201 90H203V91H201ZM37 91V90H36ZM98 91H99V89H98ZM103 91V92H102ZM106 91V92H105ZM169 91V90H168ZM169 91V92H170ZM187 91H189V89L187 90ZM198 91H201L199 94H198ZM82 92H80L81 94H82ZM84 92V93H85ZM93 92V91H92ZM94 92H97L96 90L94 91ZM129 92V93H128ZM166 92H167V89H166ZM191 92V94H193ZM34 94H35V92H33ZM54 93V94H53ZM72 93H68L67 95H69V94H72ZM109 93L107 94V95H109ZM126 93H128L127 95H126ZM208 93H206L205 95H203L204 97H202V99H205V98H207V96L206 95H208ZM52 96H51V95ZM80 94V95H81ZM94 94H96V93H94ZM93 94V95H94ZM131 94L132 95H136V96H140V97H146L147 98V101L149 100H152L153 102H151L150 101V103H149V101L147 102L148 104H150V105H148L147 103H146V98L144 99L145 100V103H143L144 105H143V107H142V105H138L137 106V104L138 103H140V102H135L134 100H133V102H132V99L130 100L129 99V97H127V96H131ZM164 94V95H163ZM169 94V95H170ZM190 94V92L188 93V95L187 96H189V99L191 100V99H193L192 97H193V95L192 96H190L189 95ZM42 95H41V97H42ZM54 95V96H53ZM74 95H76V96H74ZM106 95V96H107ZM111 95V96H112ZM126 95V97L124 98V96ZM170 95V96H171ZM183 95V94H182ZM182 95H180L181 97H183ZM36 96V95H35ZM34 96V97H35ZM36 96V97H37ZM49 96V97H48ZM50 96H51V98H50ZM63 96V95H62ZM97 96H98V98L97 99H95L94 97H96V96H93V99L92 98H87V100L89 99V100H91L90 102L92 103V101H93V103L92 104H94V103H96L97 101L98 102H100L102 99H104L103 97H101V98H99L101 95L100 94H98V92H97ZM111 96H109V97H111ZM169 96V97H170ZM185 96V95H184ZM186 96V97H187ZM200 96V97H201ZM209 96V95H208ZM4 97V96H3ZM3 97H2V99H0L1 100V102H2V104H3V101H4V99H3ZM31 97H32V95H31ZM48 97V98H47ZM78 97V96H77ZM80 97V96H79ZM108 97V96H107ZM115 97V96H114ZM116 97V98H117ZM199 97V96H198ZM200 97L198 98V99H200ZM5 98V97H4ZM83 98H85L84 96H83ZM112 98V97H111ZM116 98H113V99H116ZM171 98V97H170ZM174 98H176V100H178L179 98H177V97H174ZM195 98H197V97H194V100H195ZM235 98V99H234ZM6 99V98H5ZM26 99V98H25ZM30 99V98H29ZM32 99V98H31ZM51 101H50V100ZM100 101H99V100ZM173 99V98H172ZM185 99V98H184ZM183 99V100H184ZM188 99V101L186 102L185 100H187V99H185L184 101L186 102V103H188L189 102V105H183L182 104V106L180 107V105L179 104H181L182 102H183V100L181 101V102H177V106H179L178 108L182 111V107L184 106L185 108L186 107H188L189 106V108L191 109L192 107H193V103H195L196 104V106H197V103H198V101H190ZM9 99L7 98L5 101L7 102ZM10 100H17V99H11L10 98ZM8 101V102H11V101ZM47 100H49V101H47ZM88 100V101H89ZM97 100V101H96ZM105 100H107V99H105ZM104 100V101H105ZM117 100V99H116ZM122 100H120V102L122 101ZM143 100V101H144ZM171 100V99H170ZM176 100H175V102H176ZM201 100V99H200ZM234 100V102H235V104H234V102L232 103V101ZM103 101V100H102ZM205 101V100H204ZM1 102H0V105H1ZM16 102V101H15ZM55 102V101H54ZM155 102V103H156ZM167 102V101H166ZM165 102V103H166ZM170 102V101H169ZM190 102H192V103H190ZM201 102V101H200ZM199 102V103H200ZM237 102V103H236ZM17 103H19V102H17ZM17 103H16V105H17ZM44 103L42 104V105H44ZM90 103V104H91ZM100 103H103V102H100ZM105 103V105L104 106H106V102H104ZM107 103V104H108ZM132 103H134V104H132ZM137 103V104H136ZM155 103H154V105H155ZM174 103V102H173ZM20 104H18V106L20 105ZM33 104H35L34 106H33ZM87 104H89L88 102H87ZM98 104V103H97ZM95 104L97 107H98V109H100L99 107H100V105L101 106H103V104ZM120 104V105H119ZM130 104H132V105H130ZM141 104V103H140ZM191 104H192V107H190L191 106ZM194 104V105H195ZM237 104V105H236ZM5 105H6V103H5ZM13 105V104H12ZM12 105H11V109H9V111L10 112H12V108L13 109H16V110H14V111H18V110H21V109H23L22 108V106H19V107H17V106H15V107H12ZM124 105H127V106H129V107H131V108H127L126 110H124ZM136 106V108H134V106ZM145 105H146V107H145ZM172 105V104H171ZM7 107H8V103H7V105H6ZM6 106H4L3 105V108L2 107H0V109L2 108V110H3V112L4 113H6L7 115H8V113L9 112H7V108H6ZM41 106V105H40ZM89 106V105H88ZM92 106V105H91ZM110 105H108V107H111ZM132 106H133V108H132ZM168 106V105H167ZM175 105H173L172 107H174ZM214 106V105H213ZM217 106V105H216ZM228 106V107H229ZM10 107V106H9ZM124 107V108H123ZM171 107V106H170ZM211 107V108H210ZM220 107H219V105H218V108L216 107V109H220ZM19 108V109H18ZM106 108H107V106H106ZM175 108V107H174ZM184 108V109H185ZM234 108V109H233ZM23 109V110H24ZM28 108H27V110L25 109V111H23V110H21V112H26V111H28L29 110ZM97 109V110H98ZM136 109V110H135ZM169 109H171V110H169ZM196 109V108H195ZM95 110V109H94ZM101 110V111H102ZM106 110V111H105ZM121 110H124V112L123 111H121ZM140 110V112L138 113V111ZM162 110V109H161ZM161 110H160V112H161ZM174 110V109H173ZM173 110H172V112H173ZM177 110V114H176V111ZM179 110V111H180ZM185 110H187V108L185 109ZM189 110V109H188ZM198 110V109H197ZM198 110V111H199ZM100 111V112H101ZM116 111H118V115L117 114H115V112ZM129 111V112H128ZM136 111H137V113H136ZM152 111H155V112H157V116H156V114H155V112L152 114V115H154L156 118L155 119H157V118H160V116L161 117H163V120H161V118L160 119H157V123H158V125H159V123L161 124V126L162 127H156V128H158V129H156V128H154V129H156V130H150L149 128H148V126H150L152 129H153V125L151 124V125H147L150 121H152L153 119H148V117L150 118H152V117H154V116H151V112ZM175 114L177 115V117L179 116V111H178V109L176 108L175 109ZM213 111V110H212ZM20 111H19V113L20 114H18L19 116H17V115H15L16 113L14 112V116L12 115V113H10V118H11V116H13V118L15 119V116H17V117H21V118H24V117H22V113H21ZM146 112V111H145ZM171 112V113H172ZM174 112L172 113V114H174ZM184 112H186V111H184ZM214 112V111H213ZM0 113H2L1 112V110H0ZM110 113V114H109ZM117 113V112H116ZM129 113H131L132 114V116H131V114H129ZM141 113V114H140ZM161 113H163V112H161ZM181 113V112H180ZM187 113H188V115H187ZM184 116H185V119H187V118H193V114H192V112H190V110H189V112H187ZM190 113V114H189ZM194 113H195V110H194ZM196 113H199V112H197L196 111ZM200 113V114H201ZM229 113V114H228ZM6 114H4V115H2V116H5ZM26 114V113H25ZM103 114V113H102ZM145 114L147 115V118H146V116H145ZM159 114V115H158ZM174 114V115H175ZM182 114H184V113H182ZM215 114V115H216ZM229 115V117H227L226 115ZM1 115V114H0ZM7 115H6V117H5V119H7L8 117H7ZM117 115V116H116ZM123 115H127L126 116V118H124V120L123 121H121V122H123L122 124V128L124 129V132H122L123 133V135H121V131H119L120 129H121V127H120V123L121 122H117V121H119V117H122ZM197 115H199V114H197ZM1 116V117H2ZM23 116H25V115H23ZM133 116L135 117L134 119H135V121L136 122H134V119H133ZM159 116V117H158ZM196 116V115H195ZM218 116V117H219ZM26 117V116H25ZM130 117H131V119H130ZM217 117V118H218ZM4 118V117H3ZM10 118H8V119H10ZM12 118V119H13ZM166 118V119H165ZM174 119L172 120L171 118H169V120L171 121H173V125H174V120H175V116L173 117ZM196 118H198V116L196 117ZM216 120H215V119ZM220 118V117H219ZM12 119H10V120H12ZM13 119V120H14ZM18 119V118H17ZM17 119H15L14 120V123L16 124L17 122H15V121H17ZM25 120H26V118H24ZM23 119V120H24ZM29 119V118H28ZM115 119H117V120H115ZM137 119V120H136ZM179 119H180V116H179ZM194 119V118H193ZM221 119V118H220ZM2 120V119H1ZM0 120V125L2 124V126H0V127H2L1 129H3V125H4V123L5 122H3V121H1ZM21 120V119H20ZM23 120H22V122H23ZM29 120H31V119H29ZM110 120V121H109ZM116 121L117 122V124H115V123H113L112 121ZM139 120L141 121V126H142V128H139V125H138V123H140L139 122ZM148 120V121H147ZM150 120V121H149ZM160 120V121H159ZM28 120H26V121H24V122H27ZM129 121H131L132 123H130ZM165 121V122H166ZM177 121H178V119H177ZM191 121V120H190ZM193 121V120H192ZM196 121V120H195ZM198 121H199V119H198ZM221 121V122H220ZM21 122V121H20ZM21 122V123H22ZM138 122V123H137ZM200 123H202L201 121H199ZM13 123V121L11 122V124ZM13 123V124H14ZM21 123H19V124H21ZM136 123H137V125H136ZM151 123V122H150ZM157 123L155 124V126L157 125ZM185 123V121L182 119V117H181V120L179 121V122H176V126H178L179 124H184ZM209 123V124H208ZM23 124V123H22ZM21 124V125H22ZM120 124V125H119ZM126 124H128L129 125V127H123L124 125H126ZM169 124L171 125V122H169ZM195 124V123H194ZM217 124H218V126H217ZM6 125V124H5ZM8 126H10V127H13V128H11L12 130H15L14 129V127H22L21 125H18L17 124V126H15V125H10V123L8 122V124H7ZM24 125V124H23ZM172 125V126H173ZM188 124H186V126H187ZM193 124H191V126H192ZM214 127H213V126ZM217 127H216V126ZM154 126V127H155ZM160 126V125H159ZM175 126V125H174ZM173 126V127H174ZM179 126H181V125H179ZM178 126V127H179ZM10 127H9V130H8V132H7V134H9V135H7L8 137H7V142H9L8 140L10 139V138H12L11 139V141L13 140H15V138H17L18 136H19V134L17 135L16 133L17 132H15L14 133V131H13V133L14 134H16V136H14V134L12 133V130H10ZM103 127V130L102 129H100V128H102ZM105 127H106V131H105V133H104V130H105ZM116 127H117V129H116ZM193 127V129H194V126H192ZM192 127H187L188 128V130L189 131H187V132H192L193 131V129H192ZM213 127V128H212ZM219 127V128H218ZM4 128H8L7 126L6 127H4ZM23 128V127H22ZM125 128H127V129H129V131H131V133L134 135L135 134V136L136 137H134L132 134H130L129 133V138H127V141L125 140L124 142H126L125 143V145L128 143V141L130 142L131 141V143L129 144V146H128V144H127V146H125L122 142H121V146L122 145H124V149H128L129 150V152H125V154L127 153V157H128V159H127V157H126V159H127V164H128V162H129V160L130 161H132L131 159H132V157L134 158V160L136 159V161L137 160H139L138 158H140L141 160V162L142 161H144V163L142 162V163H138L139 165H136V163H134L133 165L131 164V166H129V168L130 167H132L133 166V168H135L136 166V168H135V172H134V170L132 169H130L131 171H133V172H131L130 170H128L129 168H127L126 170H123V169H121V170H123V171H120V169H119V167H122V165H120L119 163L120 162H122L123 161V158L124 157H120L119 156V152L117 151V149L119 148V147H117L118 145H117V143L115 142V140L117 141L118 140V142L120 141L119 140V137L120 136H124L125 135ZM160 128V129H159ZM200 128V127H199ZM206 128V127H205ZM216 128H218V129H221V130H219L218 131V129H216ZM100 129V130H99ZM141 129H143V132L145 133V135L143 134V132H142V130ZM172 129H175V128H170V132L172 133ZM179 129H181V127L179 128ZM178 129V131H180ZM192 129V130H191ZM18 130H20V132H21V128H17V131ZM223 130V131H222ZM103 132V134H106L107 133V131H108V134L110 133V136H112V138L111 139H107V137L106 136H108L107 134H106V138L104 137V135H103V137L106 139V140H103V144H99V137H98V134H100L99 132ZM128 130L126 131V133L128 134V132H129ZM139 131L140 132H142L141 134H139V137H137V135L138 134H136V132L137 133H139ZM166 133H165V132ZM196 131V130H195ZM194 131V132H195ZM10 132L13 134H11V136L12 137H9L10 136ZM19 132V131H18ZM19 132V133H20ZM162 132V131H161ZM210 132V133H211ZM60 133H62V134H60ZM200 133H203L202 135H199ZM216 133V134H215ZM170 134V133H169ZM192 135H194V133L192 132L191 133ZM225 134V135H224ZM227 134V135H226ZM120 135V136H119ZM146 135V136H147ZM216 135H219L218 137L221 139V140H219L218 141V137L216 136ZM238 135H241V136H239L238 137ZM4 136H5V134H4ZM13 136H14V138H13ZM127 136V135H126ZM141 136V137H140ZM170 137H171V135H169ZM215 136V137H214ZM227 136V137H226ZM229 136V137H228ZM233 136V137H232ZM2 137H3V135H2ZM116 137H118L117 139H116ZM167 137V136H166ZM186 137H187V135H186ZM235 137H236V140L239 138V140H235ZM241 137V138H240ZM108 138H109V136H108ZM124 138H126V137H124ZM130 138H132L131 140H130ZM140 138V139H139ZM193 138H196L194 141H195V143H194V141H193ZM242 138H243V140H242ZM91 139H92V141L93 142H91ZM120 139H123L122 137H120ZM158 139V140H159ZM167 139V138H166ZM214 139V140H213ZM241 139V140H240ZM3 140V141H2ZM72 140V141H71ZM100 140H101V138H100ZM135 140H137V142L136 143H138L139 141H140V147L139 148H141L142 150L140 151V149H139V151L140 152H138L137 153V147L139 146H137V145H133V146H131L133 143H135L134 141ZM156 140V139H155ZM163 140L161 141L162 143H163ZM168 140V139H167ZM192 140V141H191ZM216 140V141H215ZM5 141V142H6ZM46 141H53L54 143H60L61 144V146L62 147H60V148H55V147H49V146H45L46 144H45V142ZM192 143H191V142ZM197 141V142H196ZM215 141V142H214ZM232 141V142H231ZM244 141H245V143H244ZM106 142V143H105ZM170 142H171V140H170ZM188 142V141H187ZM240 142V143H239ZM120 143V142H119ZM149 143H150V140H149ZM184 143V142H183ZM213 143V144H212ZM214 143H216L215 145H214ZM234 143H236V144H234ZM239 143V144H238ZM243 143V144H242ZM115 144L117 145V146H115ZM152 144V143H151ZM173 144V143H172ZM172 144H170V145H172ZM218 144V145H219ZM15 145H17L16 143H14V146ZM148 146H149V144H147ZM184 145L186 146V145H188V147H184ZM198 145V146H199ZM217 145V146H218ZM222 145V144H221ZM234 145H236V146H234ZM243 147V149H242V147ZM244 145H245V147H244ZM212 146H211V149L213 150L214 148H212ZM104 147H110L109 149L108 148H105V151H107L106 152V154H104V152H103V154H101V153H99V150L101 151V148H103L104 149ZM165 148V151L163 150L164 148ZM178 147V148H179ZM233 147H235V148H233ZM0 148H1V146H0ZM5 148V149H4ZM55 148V149H54ZM175 148H176V150H175ZM190 148V149H191ZM205 149L204 151H202V149ZM210 148V147H209ZM221 148H224V146H222ZM51 149H53V150H51ZM102 149V150H103ZM123 149V150H124ZM154 149H156L157 151H155ZM211 149H209V150H211ZM215 149L217 150L218 149V147H215ZM239 149V150H238ZM241 149V150H240ZM109 150V151H108ZM161 150H163L162 152H161ZM192 150V149H191ZM216 150H214V156L216 155L217 157L220 155V159H227L228 160V158H226V157H221L222 156V154L224 155V153L223 152H221V149L219 150V155L217 154V151ZM236 150V151H235ZM242 150H243V152H242ZM245 150V151H244ZM134 151V152H133ZM155 151V152H154ZM216 151V152H215ZM223 151V150H222ZM124 152V151H123ZM131 152V153H130ZM151 152V153H150ZM152 152H154V156H153V153ZM158 152V153H157ZM190 152V151H189ZM204 152V153H203ZM224 152H225V149H224ZM227 152V151H226ZM225 152V153H226ZM237 152H238V154H237ZM157 153V154H156ZM159 153H162V154H160V157H159ZM209 154H210V157L212 156V159H214L215 161H216V163L218 164V163H220L221 165H219V166H222V164H223V162L220 160V162H219V160H217V159H215V158H213L214 156L213 155H211V153H212V151L211 152H208ZM222 153V154H221ZM122 154V153H121ZM128 154H130L132 157H130V159H129V155ZM152 154V155H151ZM230 154L228 155V156H230ZM166 155V156H165ZM188 155V156H187ZM225 155H227V154H225ZM122 156H124V155H122ZM155 160V156H157V160L158 161H160L162 158V161L160 162V164L161 163H163L164 161H165V159L168 157H170L167 161H165L162 165H163V168H165V166L167 167L168 166V169H169V171H166V170H168V169H166L165 168V170L164 169H162V167H161V165L159 166L158 164H159V162H157V163H155L154 161H153V159L151 158V157ZM238 156V157H237ZM162 157V158H161ZM173 157H175V159L173 158V160L171 161V159ZM89 158L92 160H94V162H92L91 160H89ZM34 159H37L36 160V162L35 163H33L34 162ZM143 159V160H142ZM218 159H219V157H218ZM49 160H51V162H52V160H56L57 162H59L58 163V165L60 166H54V167H57V169L55 168V170H58V171H61L62 170V172H65V170L67 169V168H69V165H67L68 163H70L71 164V171L68 169V171H70V172H78L77 174H78V176H80V178H81V176H83V173L86 175V173L85 172H91L90 170L92 169V168H94V167H98V165H96L95 163H98V162H101V164L103 163V165H105V163H107V164H110V165H114V167L115 166H117L118 165V171L119 172H117V173H115L113 176H111V177H109V178H105V181L104 182H102V183H100L99 185H97L98 187H99V189H100V191L99 190H97L98 188H95V187H97V186H95V183H92L91 182V180H89V181H86V180H88V179H90V178H87L86 177V179H85V177H83L84 179H83V181H84V183L85 182H87V183H85V186H84V183L83 184H80V185H83L84 186V188L85 187H89L90 185V187H92L91 189L92 190H89V188L87 189H85L86 190V195H84V193L82 192V191H84L83 189L84 188H81V190H80V187H83V186H79L78 185V190H79V192H78V195L80 194V198L79 197H77V198H79V199H77V201L76 202H80L79 204H77L76 202H75V204H74V200H76V199H74V196H75V194H72V193H75L74 192V190L75 189H73L75 186L77 187V185H73V186H70V188H69V190L71 189V190H73V191H71V193H70V191L68 190V185L67 184H65V183H67L66 181H68V180H70V179H73L74 181H77V178H79L76 174V176H77V178H75L74 179V177H76V176H72V175H70V176H68L69 178L65 181V182H61V181H59L58 179V181L59 182H61V183H59L58 185L60 186L61 184H63V186L65 187V185H66V187H67V190L63 187V188H60V190L58 191V193L59 192H61V190H62V192H63V190L65 189L66 191L65 192H63V194H62V192H61V194L62 195H58V194H56L55 195V193L53 194V198H57V202H56V199H52V194H51V199L49 198L48 199V197H46L44 200H40L39 198L41 197H43V195L42 196H40L39 198L35 195V194H38V196H39V193H36V190H42V191H44V193H48V192H51V190H50V188H52V187H48V189H47V187L45 186V185H49V183H48V179H49V177H50V174L52 173V171H53V169H54V167L51 165V167H52V169H44V166H45V164L46 163H49ZM65 160V161H64ZM157 160H155V161H157ZM233 160V159H232ZM115 161V162H114ZM116 161H118V162H116ZM146 161V162H145ZM169 161H171V162H169ZM191 161V162H190ZM50 162V163H51ZM57 162H55V163H57ZM63 162H65V163H63ZM133 162V161H132ZM135 162V161H134ZM190 162V163H189ZM200 162H201V160H200ZM54 163V162H53ZM167 163V164H166ZM168 163H170V164H168ZM226 163H227V161L225 160V162H224V164H223V166L222 167H224L225 165H226ZM63 164L65 165L66 164V168L65 169H63ZM95 164V165H94ZM100 164V165H101ZM126 164V163H125ZM166 164V165H165ZM197 164V163H196ZM201 163H198V165H200ZM44 165V166H43ZM48 165V164H47ZM55 165V164H54ZM57 165V164H56ZM93 165H94V167H93ZM113 165H112V167H113ZM120 165V166H119ZM165 165V166H164ZM253 165V166H252ZM102 166V165H101ZM127 166V165H126ZM126 166H124V167H126ZM255 166V167H254ZM41 167H43V171L42 172H40L41 170H42V168ZM46 167V166H45ZM50 167V168H51ZM103 167V166H102ZM101 167V168H102ZM106 167V166H105ZM107 167H111V166H108L107 165ZM185 167V166H184ZM251 167H253V168H255V169H251ZM40 168H41V170H40ZM100 168V167H99ZM99 168H95L96 170L97 169H99ZM100 168V169H101ZM180 168V170H176V169H179ZM183 168V167H182ZM22 169H25V170H30L31 171V174H32V172L34 173V172H36V173H34L35 174V176H34V174H32L33 176H31L30 175V172H28V171H26V172H28V173H22ZM61 169V170H60ZM88 169V170H87ZM90 169V170H89ZM94 169V170H95ZM114 169H116V167L114 168ZM221 169V168H220ZM25 170H23V171H25ZM55 170H54V172H55ZM95 170V171H96ZM162 170H164V173L163 174H161L159 171H162ZM173 170H176V173L174 174V171ZM67 171V172H68ZM85 171V172H84ZM171 172V171H173V172H171V174L169 173H166V172ZM251 171H253V172H251ZM83 172V173H82ZM157 172H159L162 176L163 175H165V177L163 176V179L162 180H164V178H165V180H167L166 179V177L169 179V182H168V180H167V183H166V181L164 182V181H162L160 178L159 179H157V177H160L159 175L157 176ZM180 172H178L179 174H180ZM251 172V173H250ZM256 174H255V173ZM42 174V175H44V178H40V176H39V174ZM82 175H81V174ZM173 173V174H172ZM252 174V173H254L255 174V177H254V179H253V177L252 176H254V175H252V176H250V174ZM25 174L28 176H25ZM41 175V176H42ZM52 175V174H51ZM68 175V174H67ZM67 175H66V177H67ZM74 175V174H73ZM171 175V177H169V176ZM30 176H31V179H30ZM54 176V175H53ZM53 176H51L50 177V181H51V178L53 177ZM173 176V177H174ZM219 176H221L220 174H219ZM22 177H23V179H22ZM33 177H35L34 179H33ZM251 177H252V179H251ZM29 178V179H28ZM58 178V177H57ZM59 178H61V177H59ZM79 178V179H80ZM42 179V180H41ZM151 179V180H150ZM157 180V181H155V180ZM28 180V181H27ZM30 180V181H29ZM55 180H56V177H55ZM81 180V179H80ZM80 180H78V182L80 181ZM154 180V181H153ZM160 180V182L162 183H160V182H158ZM72 180H70L69 182H70V185H71V182ZM82 181V180H81ZM53 183L55 182V181H52ZM88 182H89V184H88ZM123 182V183H122ZM152 182V183H151ZM154 182V183H153ZM159 183V185H158V183ZM253 182H254V184H253ZM261 182V183H260ZM263 182V183H262ZM52 183V185H54ZM80 183H82V182H80ZM125 183V184H124ZM138 183H144V187L143 186H141V184H138ZM151 183V184H150ZM164 183H166L165 185H164ZM65 184V185H64ZM93 184V185H92ZM237 184V185H236ZM260 184H262V185H260ZM9 187H7V186ZM55 185H57V182L55 183ZM54 185V186H55ZM129 185V186H130ZM134 187H133V186ZM138 185V186H137ZM156 185L157 186H159V187H156ZM163 185V186H162ZM260 185V186H259ZM59 186H56V187H58L59 188ZM118 186V187H119ZM235 186V187H234ZM239 186V183H234L233 184V187L235 188V189H237V187ZM73 187V188H72ZM75 187V188H76ZM101 187V188H102ZM110 187V188H109ZM117 187V188H118ZM120 187V188H121ZM144 188V189H141V188ZM161 187H163L164 189H165V192H164V190L162 191L161 190V192H159L160 191V189H163V188H161ZM253 187V188H252ZM54 188V187H53ZM103 188H105V187H103ZM126 188V187H125ZM258 188V189H257ZM262 188V189H261ZM47 190V192H45L46 190ZM48 190H50V191H48ZM77 189H76V191H78ZM98 191V192H100V193H98L99 195H96V194H93V193H91V192H93L94 191V193H95V191ZM106 190V189H105ZM126 190V189H125ZM254 190H257V191H254ZM35 191V192H34ZM55 191H56V189H55ZM55 191H52V192H55ZM68 191H69V193H70V196H73V201H72V198H71V200H69V199H67V197H65V196H68L69 194H68ZM87 191H89V192H87ZM147 191H148V193H147ZM259 191H261V193H259ZM39 192V191H38ZM51 192V193H52ZM106 192H108V191H106ZM114 192H112V194H114ZM126 192V191H125ZM257 192V193H256ZM41 193V192H40ZM77 193V192H76ZM83 193V194H82ZM91 193V194H90ZM102 193V194H101ZM157 193H159V194H157ZM256 193V194H255ZM259 193V196L257 195ZM42 194V193H41ZM48 194H50V193H48ZM60 194V193H59ZM89 194H90V196H89ZM148 194H152V196L154 195L155 197H158V198H155L154 196L152 197L151 195L149 196ZM164 195L163 197H164V199H163V197H161L162 195ZM34 195V196H33ZM96 195V196H95ZM158 195V196H157ZM36 196V199L38 198L40 201H43V202H41V204L42 205H39V206H41V208L40 209H42L43 208V206L45 205L46 206V209L44 208V212L45 213H43V211H37V210H39V206H38V208L36 209H34L35 210V212L32 210L31 212H27V213H20L19 212V210L20 209H22L23 207H25V208H29V205H27V201H29V199H32V197H35ZM58 196H59V199H58ZM60 196H62V197H60ZM76 196H77V194H76ZM75 196V197H76ZM84 196V197H83ZM85 196L87 197V198H85ZM90 198H89V197ZM92 196V197H91ZM147 196H149V197H147ZM159 196H160V198H162V199H160L159 198ZM263 196V197H262ZM45 197V196H44ZM66 198V200H67V202L65 201V200H62V199H65ZM84 198V199H86L87 201H89V202H87V203H89V205H84L83 204V202H81V200H82V198ZM258 197H262L261 199H258ZM97 198H98V200H97ZM102 198V199H101ZM151 198H153V199H151ZM38 199L36 200L37 201V204L39 203L38 202ZM90 199V200H89ZM35 200V199H34ZM48 200H50V202L48 201ZM61 200H62V202H61ZM85 200V201H86ZM97 201L96 202V204H95V202L94 201ZM101 200V201H100ZM64 201V202H63ZM73 203H72V202ZM159 201V202H160ZM94 202V203H93ZM143 202H146V204H147V199L146 200H144ZM261 202H262V204H261ZM43 203H44V205H43ZM81 203H82V205H84L85 207L83 208V206L81 205ZM85 203V202H84ZM87 203H85V204H87ZM157 203H158V201H157ZM40 204V203H39ZM70 206H69V205ZM72 204H73V206H72ZM94 204V205H93ZM151 204V203H150ZM58 205L60 206V207H58ZM64 205H68V206H66V207H70L69 208V212L71 213V211L74 213L75 211H73V210H75L76 209V212L74 213V214H70L69 215V213H68V211H66V210H64V208L65 209H68V208H66V207H64ZM262 205V207L264 208V200L262 199L261 201H260V204H259V202H258V206H257V208L258 207H260V206ZM72 206V207H71ZM74 206H76V207H74ZM78 206V207H77ZM91 208V209H89V207ZM48 207V208H47ZM58 207V208H57ZM80 207V208H79ZM99 207V206H98ZM49 208H51L52 209V211L54 210V212H51L50 210H49ZM56 210H55V209ZM72 208H74V209H72ZM252 208V207H251ZM263 208H261L260 207V209L258 208V211L260 210L261 211V216H262V219H263V221H264V209ZM59 209V214H58V210ZM60 209H62L63 211H61ZM78 209H80L78 212H82L84 209V213H80V214H84V215H81V216H79L80 214L77 212V210ZM83 209V210H82ZM262 209V210H261ZM88 210V211H87ZM91 210H95V211H91ZM51 213H50V212ZM57 211V212H56ZM66 211V214H64V212ZM90 211H91V213H90ZM7 212H9V213H7ZM46 212H48V213H46ZM98 212V211H97ZM249 212H251V209H249ZM7 213V214H6ZM20 213V214H19ZM57 213V214H56ZM63 213V214H62ZM76 213H78L77 215H78V217H77V215H76ZM50 214V215H49ZM75 216V217H74ZM102 215H100V217H101ZM85 217H86V215H85ZM100 217H98V218H100ZM248 217H249V215H248ZM101 219V218H100ZM250 219V218H249ZM88 220V221H89ZM92 220H90L89 222L91 223V225H92V223L94 224V222L92 221ZM92 221V222H91ZM96 221H95V223H96ZM75 221H73V224H75L74 223ZM88 222V223H89ZM57 223V224H56ZM80 223V222H79ZM80 223V224H81ZM87 223V224H88ZM89 223V224H90ZM71 224H72V222H71ZM79 224V225H80ZM82 224V225H83ZM84 224V225H85ZM86 224V225H87ZM85 225V226H86ZM95 225V224H94ZM78 226V225H77ZM81 226V225H80ZM85 226H84V228H85ZM89 227V226H88ZM90 228H95V226L94 227H91L90 226ZM195 230H197L198 231V233L197 232H195V233H197V235L199 234V232L202 230H199V228L198 229H195ZM248 230L250 231V228H248ZM54 231V230H53ZM202 232V231H201ZM194 233V232H193ZM54 235V234H53ZM52 235V236H53ZM195 235V234H194ZM44 239L45 241H47V239ZM51 238H53V237H51ZM176 241H178V240H176ZM30 246H32V248H35L36 249V251H34ZM34 246V247H33ZM27 248V249H26ZM31 248V249H30ZM44 249H42L43 251H45ZM47 249V248H46ZM19 250H20V252H19ZM25 250H26V252H25ZM29 250H31V251H34L33 253H30L29 252ZM42 251V252H43ZM249 251V250H248ZM27 253L28 254H30L31 256H29V255H27ZM134 253V254H133ZM132 253V255H130V258H129V255L127 254V255H125V258H124V256L122 257L121 255H117V256H115V257H119V258H116L117 260V262L119 263V262H124V260H123V258L125 259V262H129V261H131L132 259L133 260H137V258L139 259L140 258V256L141 257H147V256H149L152 252H151V248L150 247H145L144 248V250L142 251V252H140V253H138V256L136 257V254H135V251ZM19 254H21V255H23V256H20ZM37 255H39V253H37ZM140 255V256H139ZM152 255V254H151ZM29 256V258L30 257H32V258H30L31 260H29V258H27V257ZM8 259V261H7V259ZM26 257V258H25ZM144 257V258H145ZM3 258V259H2ZM17 258H15V259H17ZM10 259V260H9ZM3 261V262H2ZM24 261V262H25ZM13 262V264H14V260L12 259V261H10V264ZM16 262V261H15ZM21 262V263H22ZM26 262H25V264H26ZM34 262V261H33ZM129 263H131V262H129ZM24 264V263H23ZM32 264H34V263H32Z\"/></svg>","mask_w":264,"mask_h":264}]
</instances>
